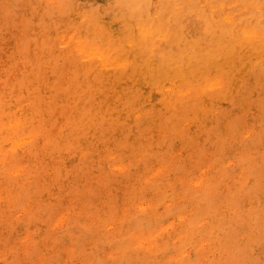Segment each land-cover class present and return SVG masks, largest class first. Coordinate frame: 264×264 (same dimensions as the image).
Returning <instances> with one entry per match:
<instances>
[{
    "label": "rangeland",
    "instance_id": "rangeland-1",
    "mask_svg": "<svg viewBox=\"0 0 264 264\" xmlns=\"http://www.w3.org/2000/svg\"><path fill=\"white\" fill-rule=\"evenodd\" d=\"M53 1H55L53 4H51ZM68 4H67V2ZM0 0V94L2 93V95H0V104L3 103L4 105L7 104V99H13L14 95V99L12 100H8L10 103L15 105L13 108V105L7 104V107H3L6 111V113L9 111L12 114H19L20 112L16 113L15 111H17L18 109L22 108L21 113H23L24 120L26 119L28 121L27 125H26V130L24 131V134L22 135L21 138L23 137H34L33 140H31L30 142L20 146L19 150H16L15 152H11L9 151L10 148L7 147L6 149V159L4 160V165H0V264H107L104 262V260L101 258V247H103V249L107 252L109 250V247H111L110 244H105L104 246H101L98 243L99 238L94 239L96 237V235L94 233V229L95 226H97V222L99 224H115L116 218L118 216V213L120 212L119 208L121 209L122 206V202H127L128 200H126L127 198H131L133 195H138V197H141L140 199V203L142 201L146 202L148 201L149 198L152 197L153 193H157L156 190L158 192H162L161 195L158 196V200L160 203H165V204H170L171 202H179L178 204V208L182 209L184 211H186L188 214L189 213V203L187 200H185L184 198H179V193L181 192L182 188V183H189L191 184V181H193L192 183H196L197 181H199L201 175H203L202 177V181L204 184L202 191L204 192L205 187H207L206 189V200H207V204L205 205V207H202L203 209H205L203 211V209L201 210V216H203L204 222L207 223V225L211 226L212 228L208 231H206L207 233V237L209 238L208 240V245L206 246V251H207V260L202 261V258L197 257L196 258V254H195V250L197 248V245H195L194 240L192 239L190 241L189 244L188 241L181 243V247L182 248H187L186 249V256L187 257V264H192V263H201V264H253L255 262V264H264V251L262 252V250H264V173L263 169H264V59L261 60L260 56L256 53L255 49L250 48L247 49L245 47L242 46H238V48H234L231 45L230 39L231 37H229L227 34L226 36L228 37L229 41L225 40L224 37H222L223 32L218 28H213L212 25H207L205 26L204 22L199 21V23H195L194 21L197 18H192V17H188V19L184 20V22L182 21L181 24L182 28H178V30L176 29L175 33H176V40L175 42L171 44H167V45H157L155 52L147 54V56L142 58V55H136V54H128L123 56L122 58H125L124 63H127V67L125 69H123L122 71H118L113 73L112 70H108L106 74L100 75V72L98 74V72L93 71L89 66L88 67H84L81 63H79L78 61H74L72 60L73 58L70 57L68 54V50L69 48L67 46H70V43H64L63 45L66 46L64 48V46H61L60 43H62L61 39L66 36V35H71L72 33H74V35L72 34L71 36L75 37L73 38V42H78L81 44L82 42V46H91V44H99L100 42H105V40H107L108 42H116L119 40L118 39V34L116 35V33L118 32V26L116 25V23L112 22L111 19H115L116 15L119 16V12L117 10V13H115V15L110 14L109 12V7H110V3H112V0ZM82 3H81V2ZM116 1V0H115ZM213 2H217V1H221V0H210ZM229 1H236L237 3L241 2V4H245V3H249L252 0H229ZM256 1L259 5H264V2H262V0H254ZM50 2V3H48ZM60 2V3H58ZM64 2V4H63ZM73 2V3H71ZM114 2V1H113ZM99 3V4H98ZM102 3V4H101ZM105 3V4H103ZM39 4L41 6H39ZM62 7H61V5ZM67 4V5H66ZM70 4V5H69ZM74 4V7L73 5ZM69 5V7H68ZM76 5V6H75ZM87 5V6H86ZM109 5V6H108ZM66 6V7H65ZM79 6V7H78ZM85 6V7H84ZM97 6V7H96ZM39 7V8H38ZM54 9H53V8ZM73 7V10L69 11L71 8ZM91 7L95 8V10L92 12V10L90 11ZM106 8V9H105ZM47 9V11H46ZM68 9V10H66ZM77 9V10H76ZM89 9V10H88ZM33 10V11H32ZM56 10V11H55ZM65 13H62V11ZM82 10V11H81ZM85 10V15L92 12V14L90 15L92 18V20L98 18V20L101 18V20H94L93 23L91 24L89 21H92L91 19L88 21L87 24H85L81 19L79 21L78 17L75 18L77 13L78 15L82 14L83 11ZM102 10V11H100ZM31 11V12H30ZM76 11V12H75ZM86 11H89L88 13H86ZM38 12V13H37ZM66 12L68 13L66 16ZM80 12V13H79ZM105 14H104V13ZM35 13V14H33ZM59 13V14H58ZM70 13H74V14H70ZM83 13V14H84ZM233 15L237 16V21H240V23L242 24H254L257 27H260V29H262L264 31V11L263 10H258V11H252L251 9H245L242 10L239 7L235 8L232 10ZM262 13V15H261ZM95 14V15H94ZM119 14V15H118ZM254 14V15H253ZM57 15V16H56ZM94 15V17H93ZM100 15H102L100 17ZM104 15V16H103ZM89 16V17H90ZM98 16V17H97ZM112 16V17H111ZM250 16V17H249ZM100 17V18H99ZM111 19H110V18ZM194 17V16H193ZM56 18V19H54ZM104 18V19H103ZM106 18V20H105ZM108 18V19H107ZM192 18V19H191ZM202 18V14L200 17V20ZM247 18V19H246ZM255 18V19H254ZM54 19V20H53ZM65 19V20H64ZM69 19V20H68ZM78 19V22H77ZM195 19V20H193ZM254 19V20H253ZM19 20V21H18ZM73 23L71 25L70 22ZM76 20V22L74 21ZM105 20V21H104ZM111 20V21H110ZM262 20V21H261ZM22 21V22H21ZM31 21V22H30ZM44 21V22H43ZM107 21V22H106ZM187 21V22H186ZM194 23H192V22ZM41 22V23H40ZM52 22H54V24H52ZM61 22V23H60ZM75 22V23H74ZM80 22V23H79ZM95 22V24H94ZM112 22V23H111ZM121 22V21H120ZM189 22V24H188ZM261 22V23H260ZM263 22V23H262ZM23 23V24H20ZM57 23V24H56ZM69 23V24H66ZM97 23V24H96ZM100 23V24H99ZM111 23V25L109 24ZM185 23V24H184ZM201 23V24H200ZM239 23V24H240ZM37 24L39 25V28L37 26ZM42 24V26H41ZM46 24V25H45ZM62 24V25H61ZM66 24V25H65ZM80 24V25H79ZM94 24V25H93ZM107 24V25H106ZM115 24V25H113ZM187 24V25H186ZM191 24V25H190ZM200 24V25H199ZM211 24V23H210ZM31 25V26H30ZM36 25V26H35ZM54 27H53V26ZM57 25L63 29H60L57 27ZM73 25H75L74 28ZM85 25V26H83ZM88 25H91L92 28ZM110 25V26H109ZM195 25V26H194ZM199 27H198V26ZM202 25V27H201ZM31 27V30L29 31ZM72 26V27H69ZM80 26V28H79ZM87 26V27H86ZM100 26V27H98ZM113 26L115 27L113 29ZM117 26V27H116ZM188 26V27H187ZM53 27V28H52ZM112 29H111V28ZM194 27V28H193ZM196 27V28H195ZM72 28V29H71ZM84 28H87V31L84 30ZM89 28V29H88ZM104 28V29H103ZM109 28V29H108ZM185 28V29H184ZM57 29V31L55 30ZM60 29V30H59ZM66 29V30H65ZM75 29V31H74ZM78 29H81L78 30ZM83 29V30H82ZM92 29V30H90ZM106 29V30H105ZM187 29V30H186ZM201 29V30H200ZM24 30V31H23ZM38 30V31H37ZM111 30H115L114 32H112ZM186 30V31H184ZM197 30V31H196ZM212 30V31H211ZM41 31V32H40ZM44 31V32H43ZM52 31V32H51ZM61 31V32H60ZM103 31L106 33L110 32V41L108 40V37H106L103 34ZM188 31V34L186 33ZM195 31V32H194ZM198 31H200L198 33ZM211 31V32H210ZM216 31V32H215ZM24 32V33H23ZM38 32V33H37ZM77 32V34H76ZM78 32L83 33V35H78ZM91 32V33H90ZM93 32H98L94 33ZM221 32V33H220ZM44 33V34H43ZM54 33V34H53ZM87 33V36L86 34ZM90 33V34H88ZM183 33V34H182ZM200 35H198V34ZM24 34V35H23ZM97 34V36H96ZM185 34V35H184ZM191 34V35H190ZM202 34V35H201ZM58 35V36H57ZM78 35V36H77ZM91 35H93L92 37H90ZM219 35V38H218ZM46 36V37H45ZM81 36V37H80ZM114 36V37H112ZM189 36V37H188ZM197 36V37H196ZM206 36V37H205ZM208 36V37H207ZM84 37V38H82ZM87 37V38H86ZM97 37V38H96ZM101 40H100V38ZM183 37V38H182ZM210 37V38H209ZM215 37V39H214ZM222 37V38H221ZM37 38V39H36ZM45 38V39H44ZM93 38V39H91ZM107 38V39H106ZM113 38V39H111ZM192 38V41H191ZM200 38V39H199ZM218 38V40H217ZM30 39V41H29ZM43 39V41H42ZM52 39V40H51ZM89 39V40H88ZM91 39V40H90ZM97 41V43L95 42V40ZM103 39V40H102ZM184 39V40H183ZM189 39V40H188ZM194 39V40H193ZM205 39V40H204ZM209 39V40H208ZM35 40V41H33ZM40 40V41H39ZM58 40V41H57ZM84 40V41H83ZM87 40V41H86ZM93 40V41H92ZM208 40V42L206 41ZM225 40V41H224ZM49 41V42H48ZM92 41V42H91ZM198 41V42H197ZM203 41H205L203 43ZM211 41V42H210ZM224 41V42H223ZM27 42H29L27 44ZM87 42V43H86ZM95 42V43H94ZM187 42V43H186ZM190 42V43H189ZM214 42V43H213ZM35 43V44H34ZM37 43V44H36ZM46 43V44H45ZM49 43V44H48ZM50 43H51V47H50ZM72 43V42H71ZM203 43V44H202ZM219 43V44H218ZM32 44V45H31ZM54 44V45H52ZM66 44V45H65ZM199 44V46H198ZM208 44V45H207ZM210 44V45H209ZM214 44V45H213ZM34 45V46H33ZM45 45H47L48 47L45 48ZM181 46V48H179V46ZM203 45V47H201ZM31 46V47H30ZM36 46V47H35ZM176 48H175V47ZM207 46V47H206ZM33 47V48H32ZM35 47V48H34ZM38 47V48H37ZM50 47V48H49ZM62 47V48H61ZM163 47V48H162ZM171 47V49H170ZM21 48V49H20ZM30 50H29V49ZM55 48V50H54ZM68 50H67V49ZM166 48V49H165ZM175 48V49H174ZM209 48V49H208ZM20 49V51H19ZM28 49V50H27ZM32 49V50H31ZM49 49V50H48ZM51 49V50H50ZM53 49V51H52ZM59 49V51H58ZM170 49V50H169ZM202 49V50H201ZM43 50H48V51H44ZM173 50V51H172ZM32 51H34L32 53ZM39 51V52H38ZM59 54H57L58 52ZM63 51V52H62ZM66 51V52H64ZM236 51V53H235ZM246 51V52H244ZM38 55H37V53ZM44 54H43V53ZM55 56H53V53ZM188 52V53H187ZM217 54H215V53ZM16 53V54H15ZM30 57H29V55ZM50 53V54H48ZM64 53V54H62ZM155 53V54H154ZM229 53V54H228ZM20 54V55H18ZM43 54V55H42ZM52 54V56H51ZM175 54V56H174ZM188 54V55H187ZM201 54L203 56H201ZM33 55V56H32ZM36 55V56H35ZM50 55V56H49ZM61 55V57H60ZM131 57H130V56ZM154 55V57H156V55L158 56L157 59H154V57H152ZM200 55V56H199ZM26 56L27 59L25 58ZM47 56V57H45ZM68 56V57H67ZM129 56V57H128ZM133 56V57H132ZM151 56V57H150ZM11 57V58H10ZM33 57V58H32ZM44 57V62L42 61V58ZM54 59H53V58ZM60 57V58H59ZM63 57H67L66 60L63 59ZM150 59H148V58ZM182 59H181V58ZM199 57V58H198ZM243 57V58H242ZM32 58V59H31ZM49 58V59H47ZM59 58V59H58ZM69 58V59H68ZM121 58V56L119 57ZM165 58V59H163ZM168 58V59H167ZM187 58V59H186ZM232 58V59H231ZM251 60H250V59ZM38 59V60H37ZM58 60L57 62L55 60ZM63 59V60H62ZM129 59V60H127ZM136 61V62H134ZM140 59V60H139ZM163 59V60H162ZM167 59V60H166ZM241 59V60H240ZM17 60V61H16ZM49 60V61H48ZM62 62H67L68 60V66L71 67L69 69V67L67 68V65L65 67V63ZM132 60V61H131ZM139 60V61H138ZM145 60V61H143ZM148 60V62H147ZM156 63H153V61ZM196 61V64L194 63ZM236 60V61H235ZM245 60V63H244ZM248 60V61H247ZM254 60V61H253ZM36 61V62H35ZM46 61V63H45ZM54 61V62H52ZM122 61V60H121ZM127 61V62H125ZM132 63H131V62ZM167 61V62H166ZM193 61V62H192ZM240 63H239V62ZM261 61V62H260ZM30 62V64H29ZM59 62V63H58ZM74 62V63H72ZM130 62V63H129ZM139 62V63H138ZM190 62V63H189ZM192 62V63H191ZM199 62V63H198ZM234 62V63H233ZM247 62V63H246ZM256 62V63H254ZM38 63V65H37ZM48 63V64H47ZM145 63V64H142ZM152 63V64H151ZM180 63V64H179ZM182 63H186L185 65ZM201 63V64H200ZM210 63V64H209ZM238 64L236 65V64ZM244 63V64H243ZM249 63V65H248ZM263 63V64H262ZM19 64V67H17L16 65ZM24 64V65H23ZM44 64V65H43ZM47 64V65H45ZM70 64V65H69ZM129 64V65H128ZM132 64V65H131ZM135 64V65H134ZM138 64V65H136ZM142 66H141V65ZM150 64V66H149ZM159 64V65H158ZM162 64L164 66H162ZM190 64V65H189ZM243 64V65H242ZM261 64V65H260ZM29 65V66H28ZM32 65V66H30ZM42 65V66H41ZM53 65V67L51 66ZM56 65V66H54ZM60 65V66H59ZM72 65V66H71ZM78 65V66H77ZM82 65V67H81ZM131 65V66H130ZM147 65V66H146ZM207 65V66H206ZM234 67V69L231 67ZM255 65V66H254ZM260 65V67H259ZM14 66L15 68H17V71L14 70ZM21 66V68H20ZM41 66V67H40ZM87 66V65H86ZM131 68H130V67ZM141 66V67H140ZM149 66V67H148ZM159 68H158V67ZM244 68H242V67ZM26 67V68H25ZM52 67V68H50ZM59 68V70L57 71V69ZM62 67V68H61ZM81 67V68H80ZM143 67V68H142ZM149 69H147V68ZM153 69H151V68ZM156 67V68H153ZM175 67V68H174ZM181 67V68H180ZM188 67V68H186ZM224 67V68H222ZM237 67V68H236ZM247 67V68H246ZM12 68V69H11ZM19 68V69H18ZM32 68V71H31ZM48 70H47V69ZM66 68V69H64ZM74 68V69H73ZM84 68V70L82 69ZM90 72H86L88 71ZM166 68V70H165ZM184 68V69H183ZM199 68V69H198ZM203 68V69H202ZM232 68V69H231ZM236 68V69H235ZM239 68V69H238ZM246 68V69H245ZM25 69L26 72H25ZM30 69V70H29ZM56 73H53V70ZM132 69V70H131ZM139 69V70H138ZM145 69V70H144ZM155 69V70H154ZM158 69V71H157ZM160 69V70H159ZM190 69V71H189ZM202 69V70H200ZM241 69V70H240ZM243 69V70H242ZM43 70V72H42ZM46 73H45V71ZM50 70H52L50 72ZM65 70V71H64ZM66 70H69L66 71ZM86 70V71H85ZM128 70V71H125ZM152 70V71H151ZM162 70V71H161ZM172 70V71H171ZM207 70V71H206ZM225 70V72L223 71ZM235 70V71H233ZM249 70V71H248ZM256 70V71H254ZM7 71V72H6ZM16 71V73L13 72ZM32 74H31V72ZM84 71V72H83ZM110 71V72H109ZM139 71V72H138ZM145 71V72H144ZM148 71V72H146ZM167 71V73H166ZM169 71V72H168ZM171 71V72H170ZM203 71V72H202ZM232 71V72H230ZM247 71V72H246ZM9 72V73H8ZM58 72V74H57ZM63 72V73H62ZM71 72V73H70ZM76 72V73H75ZM92 72V73H91ZM113 74V75H110ZM125 72V76L123 75V73ZM131 74H130V73ZM143 72V73H142ZM162 72V73H161ZM186 74H184V73ZM187 72V73H186ZM195 72V73H194ZM198 72V73H197ZM202 72V73H201ZM208 73L210 74V76L213 78V76H217L219 78V86L218 88L212 92L209 93L208 95L202 96L200 99L203 100H197V102H194L193 100L187 101L182 107V111L181 108H179V104H176V111H170L164 108H161L159 106V102L156 101L157 100V96H156V91L154 92L153 90H155L157 87H161L163 85H165L166 87H171L169 85V81L172 80L175 85H181L185 82H187V84L190 87H196L195 83H199L200 81L196 82L193 81V76L196 75H200V74H204V73ZM217 72V73H216ZM230 72V74H229ZM246 72V73H245ZM250 72V73H248ZM2 73V75H1ZM4 73H6L4 75ZM30 73V74H29ZM67 73V74H66ZM69 73V74H68ZM79 74L78 76L76 74ZM83 75H82V74ZM89 73V74H88ZM93 73L98 75V77L96 75L93 76ZM147 73V74H146ZM152 73V74H151ZM160 73V74H159ZM224 73V75H223ZM257 73V75H256ZM11 74V75H10ZM44 74V75H43ZM48 74V77H47ZM60 74V75H59ZM65 75L63 77V75ZM88 74V75H87ZM92 74V75H91ZM108 74V76H107ZM140 74V75H139ZM142 74V75H141ZM154 74V75H153ZM219 74V76H218ZM230 77H229V75ZM233 74V75H232ZM245 74V75H244ZM8 75V76H7ZM29 76L31 77V79H35L34 81L30 80L29 77L25 78L28 79L29 78V82H25L24 77L25 76ZM43 75V76H42ZM59 75V76H57ZM74 75V76H73ZM131 75V76H130ZM132 75L133 78H132ZM153 75V76H152ZM167 75V76H166ZM179 75V76H178ZM185 75V76H184ZM192 75V76H191ZM213 75V76H212ZM236 75V76H235ZM247 75V77H246ZM249 75V76H248ZM7 76V77H5ZM24 76V77H23ZM37 76V77H36ZM53 76V77H52ZM57 76V77H56ZM80 76V77H79ZM91 76V77H90ZM108 77L109 81L107 78L103 79V77ZM123 76V77H122ZM142 76V77H140ZM149 76V77H146ZM158 78H157V77ZM159 76H164V77H159ZM172 76V78H171ZM176 76V79L174 78ZM191 76V77H190ZM223 76V79H221ZM236 78H235V77ZM245 76V77H243ZM257 76V77H255ZM8 77H11L8 78ZM23 77V78H22ZM47 77V78H45ZM52 77V78H51ZM73 78L72 79H69ZM84 77V78H83ZM87 77V78H86ZM93 77V78H92ZM95 77V78H94ZM97 77V78H96ZM115 77V78H113ZM123 78V79H119V78ZM125 77V78H124ZM137 77V80H136ZM139 77V78H138ZM168 77V78H167ZM188 77V78H187ZM221 77V78H220ZM42 78V79H41ZM64 78V79H63ZM86 78V79H85ZM100 78V79H98ZM131 78V79H130ZM142 80H141V79ZM149 78V79H148ZM154 78V79H153ZM163 79L164 81H162L161 79ZM167 78V79H166ZM171 78V79H170ZM190 78V79H189ZM225 78L227 79L225 81ZM234 80H233V79ZM248 78V79H247ZM4 79V80H2ZM24 79V80H23ZM41 79V80H39ZM59 79V80H58ZM62 79V80H61ZM69 79V80H68ZM82 79V80H81ZM90 79V80H89ZM98 79V80H97ZM103 79V80H101ZM116 79H118L119 81H117ZM133 79V80H132ZM153 79V81H151ZM166 79V82H165ZM185 79V80H183ZM200 79V78H199ZM251 79V81H250ZM254 79V80H253ZM262 79V80H261ZM57 80L56 83H54L53 81ZM85 80V82H84ZM89 80V81H87ZM97 80V82H95ZM98 83V81H100ZM113 80V81H112ZM130 80V81H129ZM145 82H144V81ZM159 80H161V82L159 83ZM182 80V81H181ZM223 80V81H222ZM242 80H246L247 83H245L246 81H242ZM5 81V82H4ZM8 81H10L8 83ZM15 83H14V82ZM17 81V82H16ZM19 81V82H18ZM24 81V82H23ZM36 81V82H35ZM40 81V82H39ZM48 83H47V82ZM52 81V82H51ZM103 81V82H102ZM116 81V82H115ZM133 81H135L133 83ZM139 81L140 84L139 85ZM148 83H147V82ZM154 81H157L155 83H153ZM192 81V82H191ZM225 81V82H224ZM237 81V82H236ZM250 81V83H249ZM253 81V82H252ZM22 83V85H18L19 83ZM42 82L44 83L46 92H45V88L44 85L42 84ZM46 82V83H45ZM51 82V84H50ZM65 82L68 83H72L73 86L70 84H66ZM83 82L85 84H83ZM89 82V83H88ZM119 82V83H118ZM128 82V83H127ZM164 82V83H163ZM239 82V83H238ZM258 82V85H257ZM263 84H262V83ZM6 83V84H5ZM41 83V84H40ZM87 83V84H86ZM95 83V84H93ZM104 83V84H103ZM107 83V84H105ZM109 83V84H108ZM128 84V85H124V84ZM133 83V84H132ZM145 83V84H144ZM168 83V84H166ZM180 83V84H179ZM244 83V84H243ZM29 84V85H26ZM48 84V85H47ZM50 84V85H49ZM65 84V85H64ZM88 84H91L88 85ZM101 84V86H100ZM131 84V86H130ZM136 84L139 85V88L136 87ZM149 84V85H148ZM202 85H204L203 83H201ZM223 84V85H222ZM10 85V86H9ZM16 85V87H15ZM42 87H40V86ZM55 87H54V86ZM71 85V86H69ZM75 85V86H74ZM80 85V87H79ZM82 85V87H81ZM93 85V86H92ZM105 85V86H104ZM108 85V86H107ZM110 85V87H109ZM119 85V87H118ZM122 85V87H121ZM145 85V86H144ZM147 85V86H146ZM151 85V86H150ZM155 85H158L157 87ZM234 85V86H233ZM241 85V86H240ZM244 85V86H242ZM247 87H246V86ZM252 85V86H251ZM262 85V87H261ZM7 86V87H6ZM12 86V88H11ZM23 86V87H22ZM30 86H31V90H30ZM49 88H48V87ZM77 86V88H76ZM89 86V87H88ZM99 86V88H98ZM103 86V87H102ZM130 86V87H129ZM153 86V87H152ZM155 86V87H154ZM222 86V87H221ZM10 87V88H9ZM29 87V88H28ZM34 87V88H33ZM38 87H40L38 90ZM71 89H69V88ZM73 87V88H72ZM116 88L114 90H112L113 88ZM126 87V89H125ZM146 87V88H145ZM149 91H148V89ZM229 87V89H228ZM237 87V88H236ZM242 87V88H241ZM244 87V88H243ZM251 87V88H250ZM5 88V89H4ZM18 88V91H17ZM28 88V89H27ZM57 88V89H56ZM64 90H61L63 89ZM81 88V89H80ZM90 88V89H89ZM96 91H95V89ZM106 91H105V89ZM108 88L110 90H108ZM122 88V90L120 89ZM131 88V89H129ZM144 88V89H143ZM227 88V89H226ZM247 88V90H246ZM250 88V89H249ZM257 88V89H255ZM8 89V90H7ZM11 89V90H10ZM25 89V90H24ZM27 89V90H26ZM60 89V90H59ZM69 89V90H68ZM94 89V90H93ZM104 89V90H103ZM119 89V90H118ZM128 89L131 91H128ZM146 91H143L145 90ZM153 89V90H152ZM261 89V91H260ZM5 90V92H4ZM67 90V91H66ZM80 90V91H79ZM83 90V91H82ZM91 90V91H90ZM103 90V91H102ZM118 90V91H117ZM232 90V91H231ZM234 90V92H233ZM241 90V91H240ZM257 90V91H256ZM17 91V93H16ZM26 91V92H25ZM40 93H39V92ZM69 91V93H68ZM70 91H72L73 93H71ZM76 91V92H75ZM82 94L78 95L79 92ZM87 93H86V92ZM90 91V93H89ZM115 91V92H113ZM128 91V92H126ZM139 92L140 94H143V96H139L136 95L135 92ZM153 91V92H152ZM240 93H238V92ZM259 91V93H258ZM4 92V94H3ZM30 92V93H29ZM34 92V93H32ZM48 92V93H47ZM66 92V93H65ZM84 92V93H83ZM93 92V93H92ZM97 92V93H96ZM101 92V93H100ZM114 94H113V93ZM117 92V93H116ZM119 92V94H118ZM122 92V93H120ZM136 92V93H137ZM141 92V93H140ZM146 92V93H145ZM151 92V95L148 96ZM225 92V93H224ZM232 92V93H231ZM6 93V94H5ZM9 93V94H7ZM16 93V94H15ZM27 93V94H26ZM37 93V94H35ZM42 93V94H41ZM46 93V95H45ZM58 93V94H57ZM76 93V94H75ZM100 95H99V94ZM108 93V94H106ZM128 97L127 98L126 95ZM154 93V94H152ZM224 93V94H223ZM231 93V94H230ZM243 93V94H242ZM248 93V94H247ZM258 93V94H257ZM20 94V95H19ZM25 94V95H24ZM32 96H31V95ZM35 94V95H34ZM54 94V95H53ZM63 96H62V95ZM70 94H73L70 95ZM87 94V96H86ZM98 94V95H95ZM113 94V95H112ZM117 94V95H116ZM121 94V95H120ZM138 94V93H137ZM211 94L213 95L211 97ZM257 94V95H256ZM4 95V96H3ZM7 95V96H5ZM18 95V97H16ZM23 95V96H22ZM30 95V97L27 98V96ZM52 95V96H51ZM61 95V96H60ZM68 97L69 95V99L65 98L66 96ZM104 95V96H103ZM108 95V96H107ZM120 95V96H119ZM133 95V97H132ZM135 95V97H134ZM218 95V96H217ZM230 95V96H229ZM233 95V97H232ZM241 95V96H240ZM244 95V96H243ZM253 97H252V96ZM262 95V96H261ZM3 96V97H2ZM9 98H4V97H8ZM20 96V97H19ZM45 96V97H44ZM48 96V97H47ZM60 96V97H59ZM82 96H86V98H82ZM91 96V97H89ZM97 96H99L97 98ZM108 98H107V97ZM111 96V98H110ZM115 96V97H114ZM124 96V98H123ZM138 96V98H137ZM147 96V98H146ZM152 96V98H151ZM208 96V98H207ZM215 96V97H214ZM236 96V97H234ZM251 96V97H250ZM258 96V97H257ZM21 97L24 99L25 97V102L23 101V99L21 100ZM36 97V98H34ZM42 97V98H41ZM64 97V98H63ZM71 97V98H70ZM78 97V98H77ZM123 99H121V98ZM132 97V98H131ZM150 97V98H148ZM205 97V100H204ZM226 97V98H223ZM238 97V98H237ZM254 97L256 99H254ZM263 97V98H261ZM3 98V99H2ZM18 98L19 100H16ZM27 98V99H26ZM43 98L44 101H43ZM48 98V99H47ZM75 98V100H74ZM80 98V99H79ZM82 98V100H81ZM89 98V100H88ZM93 98V99H92ZM109 100L107 101L106 99ZM119 98V99H118ZM146 100H145V99ZM156 98V99H155ZM207 98V99H206ZM212 98V99H210ZM232 99V101L230 102L229 99ZM240 98V99H239ZM246 98V99H245ZM249 98V99H247ZM259 98V99H257ZM6 99V100H5ZM36 100V101H29V100ZM42 99V100H41ZM62 99V100H61ZM65 99V100H64ZM105 101V103L103 102V100ZM112 99V100H111ZM116 99V101H114ZM121 99V100H120ZM139 99H141L139 101ZM151 99H153L151 101ZM155 99V101H154ZM209 99V100H208ZM221 99V100H220ZM236 99V100H235ZM244 101H241V100ZM260 99H262L260 101ZM3 100V101H2ZM54 100V102H53ZM59 100V101H58ZM77 100H79V104H81V106H79V104L76 102ZM81 100V101H80ZM100 100V101H98ZM119 100V101H118ZM217 100V101H216ZM223 100V101H222ZM239 100V101H237ZM257 100V101H254ZM15 101V102H14ZM70 101V102H69ZM91 101V102H90ZM113 101V102H112ZM151 101V103H150ZM154 101V102H153ZM206 101V102H205ZM220 101V102H219ZM222 101V104H221ZM228 101L230 103L234 102V105H230L228 103ZM235 101H237L235 103ZM246 101V102H245ZM254 101V102H253ZM263 102V104H260V102ZM14 102V103H13ZM19 102V103H17ZM28 102V103H26ZM42 102V103H41ZM63 102V103H62ZM67 102V103H66ZM87 102L90 104L88 105ZM100 102V104H98ZM108 102V106L107 103ZM111 102V104H110ZM116 102V103H115ZM122 102V103H120ZM141 102V103H140ZM145 102H147L148 104H146ZM157 102V103H156ZM206 106L202 105V103ZM207 102H209L207 106ZM217 102V104H215ZM239 102H241L239 105ZM41 103V104H39ZM48 103V104H45ZM51 105H50V104ZM70 103V104H69ZM74 103V104H73ZM77 103V104H76ZM95 103V105H94ZM98 107H97V104ZM115 103V104H114ZM120 103V104H119ZM132 105H131V104ZM137 103V104H136ZM150 103V104H149ZM225 103V105H224ZM245 106H244V104ZM255 103V104H254ZM25 104V105H23ZM27 104V105H26ZM37 104V105H36ZM86 106V107H84ZM135 104V105H134ZM139 104V105H138ZM145 104V105H144ZM152 104V105H151ZM154 104V105H153ZM219 104V105H218ZM229 104V105H228ZM17 105V107H16ZM22 105V106H21ZM35 105V106H33ZM45 105V107H44ZM57 105V106H56ZM63 105V106H62ZM70 105V106H68ZM101 105V106H100ZM105 105L107 107H105ZM114 105V106H113ZM121 107V111L120 106ZM212 105V106H211ZM239 105V107H238ZM254 105H256L254 107ZM29 106V107H28ZM31 106V107H30ZM50 106V107H49ZM56 106V107H55ZM66 106V107H65ZM104 106V107H103ZM116 106V107H115ZM119 108H118V107ZM128 106V107H126ZM137 106V108H136ZM147 106L149 108H147ZM200 106V108H199ZM246 108H244V107ZM259 106V107H258ZM16 107V108H15ZM24 107V108H23ZM34 107V109H30ZM71 107V108H70ZM90 107V108H89ZM92 107V109H91ZM101 107V108H99ZM103 107V108H102ZM114 107V108H112ZM125 107V109L123 108ZM140 107V108H139ZM143 107V108H142ZM204 107V108H203ZM220 108V110L218 108ZM233 107V108H231ZM243 107V108H242ZM254 110H253V108ZM27 108V109H26ZM67 108V109H66ZM70 108V109H69ZM76 108V109H75ZM84 108V109H83ZM109 108V109H108ZM118 108V109H117ZM136 108V109H135ZM152 108V109H151ZM158 108V109H157ZM210 108H212V111H210ZM216 110H215V109ZM222 108V109H221ZM229 108V109H228ZM241 108V109H240ZM29 109V110H28ZM42 109V110H41ZM79 109V110H78ZM81 109V110H80ZM103 109V110H101ZM105 109V111H104ZM107 109V111H106ZM141 111H140V110ZM157 109V111L155 110ZM185 109V110H184ZM207 109V110H205ZM244 109V110H242ZM249 109V110H248ZM252 109V110H251ZM259 109V111L257 110ZM8 110V111H7ZM90 110V111H89ZM101 110V113L98 112ZM111 110V112H110ZM116 110V112H115ZM132 110V111H131ZM137 110L139 111L137 113ZM160 110V112H159ZM162 110V111H161ZM165 110V113L163 112ZM180 110V111H179ZM200 110V111H199ZM218 110V111H217ZM230 110V111H229ZM14 111V112H12ZM29 113H27V112ZM44 111L46 113H44ZM66 111V112H63ZM67 111H70V115ZM74 111V112H73ZM76 111V112H75ZM113 111V112H112ZM119 111V112H118ZM127 111V112H126ZM135 111V112H134ZM153 111V112H151ZM155 111V112H154ZM185 111V112H184ZM190 111V112H189ZM209 111V112H208ZM224 113H223V112ZM226 111V114H225ZM234 111L239 112L234 114ZM263 111V112H262ZM57 112V114H56ZM72 112V113H71ZM78 112V113H77ZM98 112V113H96ZM105 112V114H104ZM120 112L122 113V115H120ZM132 112V113H131ZM168 112V113H167ZM174 112H177V115H175ZM188 112V113H187ZM199 112V113H197ZM214 112V113H213ZM248 112V113H247ZM251 112V113H250ZM8 113V114H10ZM36 113V114H35ZM44 113V114H42ZM53 113V115H52ZM63 113V114H62ZM74 113V114H73ZM80 113V114H79ZM89 113V114H86ZM94 117H93V115ZM110 113V115H109ZM112 113H116L115 115ZM140 113V114H139ZM153 113V114H152ZM185 113V114H184ZM213 113V114H212ZM247 113V114H246ZM255 113V114H254ZM263 113V114H262ZM47 116H46V115ZM56 114V115H54ZM77 114V116H76ZM98 114V115H96ZM108 114V116H107ZM133 114V115H132ZM147 114V115H146ZM159 114V115H157ZM165 114V115H164ZM168 114V115H167ZM224 114L226 116H224ZM33 115V116H32ZM92 115V116H91ZM96 115V116H95ZM105 115V116H104ZM113 115V116H112ZM128 115V116H127ZM134 115H137L134 116ZM141 115V116H140ZM163 115V116H161ZM169 115H171L172 117H170ZM184 115V116H183ZM194 115V117H193ZM210 115V116H208ZM222 117H221V116ZM231 115V118H230ZM244 115V116H243ZM260 115V116H259ZM29 117H33L35 118V120L33 118H28ZM49 116V117H48ZM53 116V117H52ZM66 116V117H65ZM104 116V117H103ZM109 118H107V117ZM120 116V117H118ZM122 116V118H121ZM127 116V117H126ZM130 116V117H129ZM132 116V117H131ZM148 116V117H147ZM151 116V117H150ZM153 116V117H152ZM157 116L158 119H157ZM169 116V117H167ZM179 116V117H178ZM196 116V117H195ZM218 116V117H217ZM224 116V117H223ZM247 116V118H245ZM37 117V118H36ZM57 117V118H56ZM59 117H62L59 118ZM71 117V119H70ZM77 117V118H76ZM92 117V118H91ZM98 117V118H96ZM111 117V119H110ZM113 117V118H112ZM115 117V118H114ZM147 119H146V118ZM151 119H150V118ZM192 117V118H191ZM258 117V118H257ZM262 117V118H261ZM44 118V119H43ZM85 118V119H83ZM96 120H94V119ZM103 118L105 119V121L103 120ZM124 118V120H123ZM130 118V119H129ZM133 118V119H132ZM140 118V119H139ZM172 118V119H171ZM181 118V119H180ZM197 118V119H196ZM199 118V119H198ZM202 118V119H201ZM212 118V119H211ZM214 118V119H213ZM225 118V119H224ZM32 119V120H31ZM38 119V120H36ZM45 119H49V120H45ZM70 119V120H68ZM92 119V120H91ZM112 120V122L110 120ZM132 119V121H131ZM136 119H137V123H136ZM156 122H155V120ZM161 119L162 121L159 122ZM171 119V120H170ZM206 119V120H205ZM211 119V120H209ZM231 119V120H230ZM246 119V120H245ZM254 119V120H253ZM58 120V121H57ZM115 120V121H114ZM121 123H120V121ZM149 120H152L149 121ZM154 120V121H153ZM189 120V122H187ZM202 120V123H201ZM215 120V121H212ZM218 120V121H217ZM220 120V121H219ZM223 120V122H221ZM226 120V121H225ZM233 120V121H232ZM235 120V121H234ZM244 120V121H243ZM251 120V121H250ZM30 121V122H29ZM36 121V122H35ZM53 121V122H52ZM57 121V123H56ZM72 121L73 123H68ZM77 121V122H75ZM102 121V122H101ZM118 121V122H117ZM125 121V122H124ZM129 121V122H128ZM164 121H166V123H164ZM181 121V123H180ZM196 121V123L194 122ZM204 121V122H203ZM209 121V122H207ZM254 121V122H253ZM262 121V122H261ZM38 122V123H37ZM52 122V123H51ZM63 122V123H62ZM79 122V124H78ZM89 122V123H87ZM128 122V123H127ZM144 122H148L145 125ZM172 122V123H171ZM187 122V123H185ZM207 122V123H206ZM220 122V124H219ZM234 122V123H233ZM236 122V123H235ZM247 122V123H246ZM31 123H35L34 125H32ZM47 123V124H45ZM65 123V124H64ZM98 123V124H97ZM104 125H103V124ZM202 125H201V124ZM206 123V124H205ZM243 123V124H242ZM29 124V125H28ZM31 124V125H30ZM60 124V125H59ZM73 124V125H71ZM85 124V125H84ZM141 124V125H139ZM163 124V125H162ZM182 128H180L181 126ZM200 124V125H199ZM228 124V126H227ZM236 124V125H235ZM246 124V125H245ZM36 125V126H35ZM41 125H43L41 127ZM47 125V126H46ZM65 125V126H64ZM71 125V126H70ZM90 125V126H89ZM103 125V126H102ZM114 125V126H111ZM128 125V126H127ZM134 125V126H132ZM139 125V126H138ZM147 125V126H146ZM151 125V126H148ZM156 126V128H154ZM162 125V126H161ZM171 125L172 128H171ZM175 125V126H174ZM198 125V126H197ZM223 125H225L223 128ZM238 125V126H237ZM249 125V126H248ZM253 125V126H252ZM262 125V126H261ZM31 126V127H30ZM54 126V128H53ZM58 126V127H57ZM70 126V127H69ZM85 126V127H83ZM94 126V128L92 127ZM105 126V127H104ZM118 126V127H117ZM122 126V127H120ZM124 126V127H123ZM169 126V127H167ZM196 126V127H194ZM201 126V127H200ZM248 126V127H246ZM34 129H33V128ZM79 127V128H78ZM100 127V128H99ZM108 127V129L106 128ZM117 127V130H115ZM129 127V128H127ZM143 127V128H142ZM152 127L155 129H152ZM162 129L160 131V129ZM166 127V128H165ZM179 127V128H178ZM187 127V128H185ZM36 128V129H35ZM97 128V129H96ZM164 128V129H163ZM168 128V129H167ZM240 128V129H239ZM257 128V129H256ZM64 129V133L63 130ZM67 129V131H66ZM82 129V130H81ZM104 129V130H103ZM113 129V130H112ZM123 129V130H121ZM133 129V130H132ZM145 130V131H141V130ZM153 131H152V130ZM193 129V130H191ZM212 129V130H211ZM261 129V130H260ZM37 130V131H36ZM52 132V130H54L52 132V136L49 134V132ZM75 130V133H74ZM80 130V131H78ZM90 130V132H89ZM92 130V131H91ZM111 130V131H110ZM115 130V131H114ZM126 130V131H125ZM138 130V131H137ZM164 130H167L166 132H168L166 134V132ZM172 130V131H171ZM188 130V131H187ZM191 130V131H190ZM229 130V131H228ZM259 130V131H258ZM27 131H31L30 135L28 136ZM62 131V132H61ZM98 133H97V132ZM109 131V132H108ZM124 131V132H123ZM147 131V132H146ZM149 131V132H148ZM151 131L154 133H151ZM194 131V132H193ZM226 131V132H225ZM253 131V132H251ZM33 132V133H32ZM37 134H36V133ZM56 132V133H55ZM80 132V133H77ZM111 132V133H110ZM118 132V133H117ZM126 132V133H125ZM137 132V133H136ZM156 132V133H155ZM231 132V133H230ZM63 133V135H62ZM71 133V134H70ZM84 133V134H83ZM95 133V134H92ZM98 135H97V134ZM106 133V134H104ZM114 133V134H113ZM117 133V134H116ZM125 133V134H124ZM131 133V134H130ZM144 133V134H143ZM147 135H146V134ZM158 133V134H157ZM192 133V134H190ZM198 133V134H197ZM226 133V134H225ZM253 133V134H252ZM55 134V136H54ZM69 134V135H68ZM74 134V135H73ZM112 134V135H111ZM157 134V135H156ZM169 134V135H168ZM197 134V135H196ZM210 134V135H209ZM214 134V135H213ZM231 134H234V136L232 137ZM239 136V138L236 136ZM240 134V135H239ZM246 134V136H245ZM249 134V135H248ZM262 134V135H261ZM36 135V136H35ZM39 137H38V136ZM45 135H49L46 136ZM65 135L67 137H65ZM71 135V136H70ZM79 139H78V136ZM86 135V136H85ZM94 135V137H93ZM97 135V137H96ZM106 135V137H105ZM126 135V136H124ZM130 135V136H129ZM183 135V136H182ZM59 136L61 138H59ZM100 136V137H99ZM104 136V137H103ZM156 136V137H155ZM210 136V137H209ZM215 136V138H213ZM220 138H219V137ZM36 137V138H35ZM43 137V138H42ZM47 137H50L49 139ZM55 137V138H54ZM73 137V139H72ZM120 137V139H119ZM124 137V138H123ZM147 137V138H146ZM152 137V138H151ZM198 137V138H197ZM212 137V138H211ZM241 137V138H240ZM261 137V138H260ZM40 138V140H38ZM57 138V139H56ZM64 138H66L67 140L64 141ZM81 138V139H80ZM88 138V139H87ZM94 138V139H93ZM117 138V139H116ZM129 138V139H128ZM156 138V139H155ZM159 138V139H158ZM169 138V139H168ZM178 138V139H177ZM216 138H217V143H219L218 147L216 146ZM229 138V139H228ZM235 138V139H234ZM238 138V139H237ZM256 138V139H255ZM43 139V140H42ZM60 139V141L58 140ZM75 139V140H74ZM86 141L84 142L83 141ZM86 139V140H85ZM89 139L91 140V142L89 141ZM115 139V140H114ZM124 139V140H122ZM133 139V140H132ZM134 139H137L139 141H134ZM143 139V140H141ZM147 139V143L145 142ZM215 139V140H214ZM243 139V140H242ZM247 139V140H245ZM254 141H253V140ZM51 140V141H50ZM58 140V141H57ZM98 142H97V141ZM108 140V141H106ZM111 140V141H110ZM145 140V141H144ZM167 140V141H166ZM194 140V141H193ZM204 140V141H203ZM211 140V141H210ZM213 140V141H212ZM220 140V141H219ZM228 140V141H227ZM236 140V141H235ZM238 140V141H237ZM41 143H40V142ZM45 141V142H44ZM50 141V142H49ZM62 141V142H61ZM81 144H80V142ZM93 141V142H92ZM114 141V142H113ZM129 141V142H128ZM141 141V143H140ZM142 141H144L145 143H143ZM158 141V142H157ZM177 141V142H176ZM227 144H226V142ZM231 141V143H230ZM242 141V142H241ZM44 142V143H43ZM59 144H58V143ZM62 144H61V143ZM73 142H76L73 143ZM78 142V143H77ZM90 142V143H88ZM109 142V143H108ZM124 142V143H123ZM127 142V143H126ZM161 142V143H159ZM166 142V144H165ZM168 142V143H167ZM213 142V143H211ZM215 142V143H214ZM238 142V143H237ZM263 142V143H262ZM37 143V144H36ZM43 143V144H42ZM48 143V144H46ZM50 143V144H49ZM57 143V145H56ZM103 143V144H102ZM105 143V144H104ZM144 145H143V144ZM155 145V146H153ZM178 143V145H177ZM201 143V145H200ZM234 143V144H233ZM236 143V144H235ZM243 143V145H242ZM29 144V145H27ZM36 146H35V145ZM74 146H73V145ZM78 144V145H77ZM80 144V145H79ZM89 144V145H88ZM100 144V145H98ZM115 146L113 147L112 146ZM128 144V145H127ZM165 144V145H164ZM176 144V145H173ZM183 146H182V145ZM197 144V145H195ZM207 144V145H206ZM248 144V145H247ZM42 145V146H41ZM50 147H48V146ZM56 147H55V146ZM61 145V146H60ZM64 145V146H63ZM122 145V146H121ZM124 145V146H123ZM163 145V146H161ZM206 145V146H205ZM238 145V147H237ZM25 146V147H23ZM47 146V147H45ZM54 146V147H53ZM139 146V147H138ZM177 146V147H176ZM187 146V147H185ZM201 146V147H200ZM228 148V150H226V148ZM234 146V147H233ZM244 146V147H242ZM261 146V147H258ZM263 146V148H262ZM27 147V149H26ZM44 147V149H43ZM74 147V148H73ZM84 147V149H83ZM108 147V148H107ZM111 147V148H110ZM153 147V148H152ZM155 147V149H154ZM163 147V148H162ZM165 147V148H164ZM211 147V148H210ZM214 147V148H213ZM215 147H217L215 149ZM247 147V149L245 148ZM255 147V148H254ZM38 148V149H36ZM51 148V149H50ZM93 148V149H92ZM163 151H160L159 149ZM184 148V149H183ZM205 150H204V149ZM210 148V149H209ZM236 148V150H235ZM9 149V150H8ZM32 149V151H30ZM74 149V150H73ZM91 149V150H90ZM119 149H122L119 151ZM150 149V150H149ZM169 149V150H168ZM172 149V150H171ZM234 149V151L232 150ZM240 149V150H239ZM259 149V150H258ZM24 150V151H23ZM26 150V153H25ZM29 150V152H28ZM63 150V152H62ZM73 150V151H72ZM113 150V151H111ZM117 150V151H114ZM136 150V151H135ZM154 150V151H153ZM158 150L160 152H158ZM194 150V151H193ZM222 150V151H221ZM255 150V152H254ZM21 153H19V152ZM104 151V153H103ZM108 151V152H107ZM141 153H139V152ZM193 151V152H192ZM217 151V152H216ZM226 151L228 153H226ZM232 151V152H231ZM40 152V154L38 153ZM54 152V153H53ZM62 152V155L61 153ZM99 152V154H98ZM106 152V153H105ZM123 152V153H122ZM127 152V153H126ZM165 152V153H164ZM175 152L176 153V157H175ZM182 152V153H181ZM216 152V153H215ZM221 152V153H220ZM248 152V153H247ZM251 152V153H250ZM22 153H24L22 155ZM29 153V154H28ZM44 153V154H43ZM68 153L66 156L65 154ZM126 153V154H125ZM144 153V154H142ZM158 153V154H157ZM162 153V154H161ZM181 153V154H180ZM232 153V154H231ZM237 153V154H235ZM27 154V155H26ZM37 154V155H36ZM43 154V156H42ZM52 154L56 155V156H52ZM72 154L73 157L70 155ZM78 154V155H77ZM81 154V155H80ZM107 154V155H106ZM135 154V155H134ZM157 154V155H156ZM160 154V155H159ZM191 154V155H190ZM198 154V155H197ZM225 154V155H224ZM25 155V156H24ZM32 155V156H31ZM44 155L46 158H44ZM70 155V156H68ZM93 155V157H92ZM95 155V156H94ZM139 155V156H138ZM159 155V156H158ZM181 155V156H180ZM199 156L198 157H196ZM221 155V156H220ZM227 155V156H226ZM229 155V156H228ZM24 156V158H23ZM31 156V157H30ZM59 156H62L61 158ZM78 156V157H77ZM80 156V157H79ZM103 156V157H102ZM128 156H131L128 158ZM138 156V158H137ZM155 156H157L158 158H156ZM210 156H212L210 158ZM214 156V157H213ZM219 156V158H217ZM34 157H38L35 158ZM43 159H42V158ZM54 159H52V158ZM58 157V158H57ZM66 157V158H65ZM70 157V159L68 158ZM127 157V158H125ZM140 157V158H139ZM148 157V158H147ZM203 157V158H202ZM208 157V158H207ZM230 157V158H229ZM233 157V159H232ZM247 157V158H245ZM261 157V161H257L260 160ZM30 158V159H29ZM65 160H64V159ZM77 160H74L76 159ZM89 158V159H87ZM94 158V159H93ZM100 158V159H99ZM105 158V159H104ZM109 158V159H108ZM124 160H123V159ZM144 158V160H143ZM151 158V159H150ZM153 158V159H152ZM175 158V159H174ZM217 158V159H216ZM221 158V159H220ZM223 158V160H222ZM227 158V159H226ZM245 158V159H244ZM257 158V159H255ZM25 159L26 162H24L22 164L21 160ZM33 159V160H31ZM37 159V160H36ZM47 159V160H46ZM64 161H63V160ZM68 159V160H67ZM104 159V160H103ZM183 159V160H182ZM213 159V160H212ZM226 159V161H225ZM252 159V161L250 160ZM254 159V160H253ZM20 160V162H19ZM49 160V161H48ZM53 160V161H52ZM56 160L58 162H56ZM86 160L88 161L86 163ZM93 160V161H92ZM103 160V161H101ZM111 160V161H109ZM131 160V161H129ZM136 160V162H135ZM150 160V161H148ZM175 160V161H174ZM181 160V161H180ZM216 160V162H214ZM219 160V161H218ZM233 160V161H232ZM235 160V161H234ZM12 161V162H11ZM30 161V162H29ZM32 161V162H31ZM34 161V162H33ZM36 161L38 163H36ZM42 161V162H41ZM51 161V163H50ZM60 161V162H59ZM73 161H75L73 163ZM90 161V162H89ZM95 161V163H94ZM100 161V162H99ZM155 161V163H154ZM174 161V162H172ZM222 163H221V162ZM29 162V164H28ZM85 165H84V163ZM99 162V163H98ZM132 162V163H131ZM152 162V163H150ZM182 162V163H181ZM192 162V163H191ZM215 164H214V163ZM225 162V163H224ZM228 162V165H227ZM42 163V164H40ZM44 163V164H43ZM50 163V165L48 164ZM53 163V164H52ZM63 163V166H61ZM88 163H90L88 165ZM110 163V164H109ZM139 163V164H138ZM147 163H149L147 165ZM212 163V164H210ZM248 163H251L249 165H247ZM22 164V165H21ZM37 164V165H36ZM55 164V165H54ZM71 164V165H69ZM73 164V165H72ZM75 164V166H74ZM83 166H82V165ZM96 164V165H95ZM104 164V165H103ZM108 164L110 165V167L108 166ZM121 164V165H120ZM132 164V165H131ZM136 164V165H135ZM138 164V165H137ZM157 164V165H156ZM214 164V165H213ZM220 165L222 167L217 166ZM226 166H225V165ZM241 164V165H239ZM263 166H262V165ZM39 165V166H38ZM52 165V166H51ZM81 165V166H80ZM116 165V166H115ZM155 167H154V166ZM162 165H165L163 168L160 167ZM4 166V167H3ZM10 168L7 170L5 167H9ZM30 166V167H29ZM68 168H65V167ZM88 166V168H87ZM103 166V167H102ZM120 166V167H119ZM142 166V167H141ZM169 168H167V167ZM174 166V167H173ZM215 168H213V167ZM258 166V168H256ZM26 167V168H25ZM54 167V168H53ZM57 167V170H56ZM58 167H61L60 169L62 171H60V169H58ZM65 169H64V168ZM97 167V169H95ZM118 168L122 170L123 173L117 175L116 172H112L110 171L111 169ZM139 167V168H137ZM195 167V168H194ZM225 167V168H224ZM227 167V168H226ZM238 167V168H237ZM23 168V169H21ZM84 168V170H83ZM103 168V170H101ZM111 168V169H110ZM136 168V169H135ZM154 168V169H153ZM156 168V170H155ZM205 168V169H204ZM217 168V169H216ZM220 168V169H219ZM225 170V171H223ZM242 168V169H241ZM245 168V170L243 169ZM15 169V170H13ZM29 169V170H28ZM64 169V171H63ZM74 169V170H73ZM107 169L109 171H107ZM146 169V170H143ZM159 169V170H157ZM166 169V171L163 172V170ZM171 169V170H170ZM208 169V170H207ZM237 169V170H236ZM23 170V171H22ZM25 170V171H24ZM59 170V171H58ZM67 170V173H66ZM71 170V171H69ZM80 170V171H78ZM137 170V171H136ZM150 170V171H149ZM170 170V171H169ZM220 170V171H219ZM253 170V171H252ZM49 171L51 173H49ZM74 171V172H73ZM94 171V173L92 174L91 172ZM101 171V173H100ZM105 171V172H102ZM155 171V172H154ZM169 171V172H168ZM190 171V172H189ZM205 171V172H204ZM213 171V172H212ZM227 171V172H226ZM239 171V172H238ZM15 172V173H14ZM19 172V173H18ZM71 172L73 174H71ZM107 172V174H106ZM109 172V174H108ZM160 172V173H159ZM171 173V177L170 175H168L167 173ZM197 172V173H196ZM204 172V173H203ZM5 173H8L10 175L9 179H5ZM40 173V175H39ZM61 173V174H60ZM104 173V174H103ZM111 173V174H110ZM131 173H132V177H131ZM145 173V175H144ZM152 173L154 175V173H156V176L154 178L153 175L151 174V176H149V174ZM159 173V174H158ZM214 173V174H212ZM218 173V174H217ZM224 173V174H222ZM238 173V174H237ZM248 173V174H247ZM14 174V175H13ZM47 174V175H45ZM51 175L50 177L48 176ZM91 174V175H90ZM101 174L103 176H101ZM135 174H137L135 176ZM167 174V175H166ZM206 174H208L206 176ZM23 175V176H22ZM62 175V176H61ZM79 175V176H78ZM87 175V176H86ZM95 175V176H93ZM111 175V176H110ZM130 175V176H129ZM159 175V176H158ZM221 176V178L218 177ZM4 176V177H3ZM62 178H61V177ZM70 176H72L70 178ZM98 178H97V177ZM101 176V177H99ZM106 176H108L107 178H105ZM134 176V178H133ZM142 176L144 178H142ZM161 176V178H160ZM197 176V178H196ZM211 176H213L214 178H212ZM216 176V177H215ZM223 176V177H222ZM45 179H44V178ZM69 177V179H68ZM79 177V178H78ZM81 177H85L82 178ZM89 177V178H88ZM115 177V178H114ZM159 177V178H158ZM192 177V178H191ZM195 177V178H194ZM240 177V178H239ZM242 177V178H241ZM23 178V179H22ZM47 178V179H46ZM67 178V179H66ZM100 178V179H99ZM130 178V179H129ZM132 178V179H131ZM137 178H140L142 180L135 181ZM150 178V179H149ZM183 178V179H182ZM210 178V179H209ZM217 178V180L215 179ZM235 179L234 184L232 182H230V180ZM249 178V180H248ZM5 179V180H4ZM53 179V180H52ZM66 179V180H64ZM71 179V180H70ZM103 179V180H102ZM120 179V180H118ZM133 179H135L133 181ZM170 179V180H169ZM197 179V180H196ZM214 179V180H213ZM219 179V180H218ZM227 179V180H226ZM47 180V181H46ZM49 180V181H48ZM52 180V181H51ZM63 180V181H62ZM80 180V181H79ZM91 180V181H90ZM94 180V181H93ZM99 182L100 184H98L97 182ZM101 180V181H100ZM117 180V181H115ZM145 180V181H144ZM211 180V181H210ZM213 180V181H212ZM223 180V181H221ZM226 180V182L224 181ZM23 181V182H22ZM33 181V182H32ZM77 181V182H76ZM80 183H79V182ZM90 181V183H89ZM115 181V182H114ZM127 181L128 184H127ZM133 181V182H131ZM147 181V182H146ZM229 181V182H228ZM245 181V182H243ZM20 182V183H19ZM26 182V183H25ZM29 182H31L30 184H33V186L31 185V187H28ZM63 182V183H62ZM67 182V184L65 183ZM120 182V183H119ZM126 182V183H125ZM133 184L131 185L130 184ZM138 182V184H137ZM228 182V183H227ZM15 183V184H12ZM19 183V184H18ZM51 183V184H50ZM53 183L54 186H53ZM57 183V184H56ZM62 183V184H61ZM72 183V184H71ZM88 183V184H86ZM122 183V184H121ZM140 183V184H139ZM148 189H147V186ZM165 183V184H164ZM176 183V184H175ZM215 183V184H214ZM217 183V185H216ZM223 183H225L223 185ZM227 183V184H226ZM232 183V184H231ZM11 184V185H8ZM26 184V186H25ZM40 184V186H39ZM59 184V185H58ZM71 184V185H70ZM75 184V185H74ZM93 184H97L96 186ZM109 184V185H108ZM112 184V186H111ZM126 184V185H125ZM164 184V185H162ZM178 184V185H177ZM242 184V185H241ZM252 184V185H251ZM9 188H7L8 186ZM22 185V186H21ZM38 185V186H37ZM68 185V186H66ZM115 185V186H113ZM166 185V186H165ZM14 186V187H12ZM25 186V187H24ZM80 186V188H79ZM103 186V187H102ZM110 186V187H108ZM123 186V187H122ZM129 186V188H127ZM177 186V187H176ZM223 186V187H222ZM227 186V187H226ZM3 187V188H2ZM5 187L7 188L6 192L7 194L5 195ZM52 189H51V188ZM56 187V188H55ZM86 187V188H84ZM117 187V188H116ZM119 187L124 190L122 191L121 189H119ZM126 187V188H125ZM135 187H137L135 189ZM21 188V189H20ZM27 188V189H25ZM43 188V189H42ZM51 190H50V189ZM100 188L102 189L100 192ZM108 188V190H107ZM124 188V189H123ZM231 191V193L228 191ZM251 188V189H250ZM11 191H9V190ZM36 189V190H35ZM41 189V190H39ZM65 189V190H64ZM86 189V190H85ZM95 189V190H94ZM98 189V190H96ZM110 189V191H109ZM224 189V190H223ZM227 189V190H226ZM14 190V192H13ZM19 190H21L19 192ZM38 190V191H37ZM62 191V193L60 194V192ZM116 190V191H115ZM127 190V191H126ZM148 190V192H146ZM223 190V192H222ZM37 191V193H36ZM66 191V192H65ZM102 191H103V196L106 197V199L102 196ZM126 191V192H125ZM165 193H164V192ZM169 191V192H168ZM214 191V192H213ZM3 192V194H2ZM10 192H13V196H11L12 194ZM57 192L59 193L57 195ZM65 192V193H64ZM100 192V193H99ZM109 192V194H111L110 192H114L112 193V195L107 197V193ZM117 192V193H115ZM137 192V193H134ZM222 192V193H221ZM233 192V193H232ZM236 192V193H235ZM23 193V195H22ZM125 196H124V194ZM131 193L132 194L131 196ZM148 193V194H147ZM205 193V192H204ZM227 193V194H226ZM240 193V194H238ZM11 194V195H10ZM21 194V195H20ZM36 194V198L34 197V195ZM73 196H72V195ZM89 194V196H88ZM106 194V195H105ZM115 194V195H114ZM121 194V195H120ZM190 194H192V192H190ZM260 194V196H259ZM5 195V197H4ZM17 195V196H16ZM20 195V197H19ZM65 195V196H63ZM71 195V196H70ZM101 195V196H100ZM114 195V198L112 197ZM119 198H117L118 196ZM129 195V197H128ZM147 195V196H146ZM174 195V196H173ZM176 195V196H175ZM196 195V194H195ZM194 195V196H195ZM240 195V196H239ZM242 195V196H241ZM9 198H8V197ZM33 196V197H32ZM58 196V197H57ZM86 196V197H84ZM124 196V197H123ZM146 198H145V197ZM193 196V197H194ZM251 196V199H249ZM253 196V197H252ZM4 197V198H3ZM16 197H17V201H16ZM30 197V198H28ZM62 197H67V199L62 198ZM96 197V198H95ZM98 197V198H97ZM102 199H101V198ZM121 197V198H120ZM160 197H162V199L164 198L165 200L160 199ZM173 197V198H172ZM192 197V198H193ZM238 198V200L236 201V198ZM15 198V199H14ZM72 198V200H71ZM95 200H93V199ZM115 199V200H112ZM143 198V199H142ZM145 198V199H144ZM224 198V199H223ZM235 198V199H234ZM260 198V201H259ZM30 199V200H29ZM33 199V201H32ZM86 199V202H85ZM116 199H119L117 202ZM218 199V200H217ZM235 202H234V200ZM243 199V200H242ZM256 201H255V200ZM13 200H15L14 204H13ZM25 200V201H24ZM29 200V201H28ZM71 202H70V201ZM92 200V201H91ZM102 200V201H101ZM106 200V201H105ZM155 200V199H154ZM231 200V201H230ZM252 200H254V202L252 203V205L250 206V201L252 202ZM263 200V201H262ZM24 201V202H23ZM94 201V202H93ZM105 201V204H104ZM117 203H116V202ZM166 201V202H165ZM217 201V202H216ZM222 201V202H221ZM248 201V202H247ZM263 203H262V202ZM32 202V204H30ZM60 202V203H59ZM83 202V203H82ZM99 202L101 203L102 206H100ZM228 204H227V203ZM261 202V203H260ZM19 203V204H18ZM23 203V205H22ZM29 203V204H28ZM36 203V204H35ZM82 203V204H81ZM98 205H97V204ZM116 203V204H115ZM11 204V205H10ZM39 204V205H37ZM118 204V206H117ZM164 204V206H165ZM219 204V205H218ZM247 204H249L248 206H246ZM263 204V205H262ZM5 209H4V206ZM13 205H15V211L12 212L9 215L8 212H10V210H12ZM26 207H25V206ZM34 205V206H33ZM81 205V206H80ZM93 205V206H91ZM96 205V206H95ZM113 205V206H112ZM244 205V206H243ZM256 205V206H255ZM11 206V208H10ZM38 206V207H37ZM211 206V209H210ZM221 206V207H219ZM224 206V207H223ZM230 206V208H229ZM236 208H235V207ZM262 206V207H261ZM34 207V208H33ZM42 207V208H41ZM113 207H117V208H113ZM235 209H234V208ZM240 207H242L240 209ZM253 207V209H252ZM255 207V208H254ZM21 208H27V209H31L30 211V216L27 220V222L23 223L22 225H20V223H18L17 221L13 222L11 219L14 216V214L16 212H20ZM86 208V209H85ZM219 208V210H218ZM230 209L231 211L229 212L227 209ZM233 208V209H232ZM8 209H10L8 211ZM98 209V211L96 212V210ZM102 209V210H101ZM263 209V210H261ZM5 210V211H4ZM78 210V211H77ZM82 210H85L81 213ZM95 210V211H94ZM101 210L102 213H100L99 211ZM110 210V211H109ZM119 210V211H117ZM234 210V211H232ZM246 210V211H243ZM251 210V211H250ZM257 210V211H256ZM50 211V212H49ZM77 211V212H76ZM207 211V212H206ZM226 211V212H225ZM236 211V212H235ZM260 213H259V212ZM33 212V213H32ZM38 212V213H37ZM209 212V213H208ZM232 212V214H231ZM235 212V213H234ZM247 212V213H246ZM262 212V213H261ZM5 213V214H4ZM44 213V214H43ZM86 213V214H85ZM92 213L93 215L90 217L89 214ZM107 215H106V214ZM224 213V214H223ZM227 215H226V214ZM231 215H230V214ZM251 213V214H250ZM51 214V215H50ZM85 214V215H84ZM100 214V216H99ZM102 214V215H101ZM217 214V215H216ZM246 214H248L246 216ZM66 217V221H62V223H60V227L57 228L56 230L54 229H50L51 227V222L55 221L57 218H59L58 216L62 217V216ZM216 215V216H215ZM230 215V216H229ZM245 215V216H244ZM34 216V217H33ZM44 216V217H43ZM70 216H74L76 217V221L78 222L75 226L74 223L70 224ZM86 216V217H85ZM89 216V217H88ZM205 216H210L205 217ZM212 216V217H211ZM237 216V217H236ZM7 217V218H6ZM52 217V218H51ZM94 217V219H93ZM170 217V218H169ZM225 219L223 220L222 219ZM228 217V218H226ZM246 217V219H245ZM258 217V218H257ZM2 218V219H1ZM11 218V219H10ZM72 218V217H71ZM106 218V219H105ZM219 218V219H218ZM249 218V219H248ZM253 218V219H252ZM5 220L4 222L1 220ZM69 219V220H68ZM105 219V220H103ZM165 219V221H164ZM163 221H161L160 223V227H163L165 225V227L169 224H171V222L174 223V218L171 215H166V218H164ZM168 219V220H167ZM238 219V220H237ZM244 221L242 222L241 220ZM259 219V220H258ZM12 222H11V221ZM48 220V221H47ZM90 220V221H88ZM92 220V221H91ZM110 220V221H109ZM212 220V221H209ZM221 220V221H220ZM227 220V221H226ZM250 222H249V221ZM252 220V221H251ZM45 221H47L45 223ZM171 221V222H170ZM218 221V222H217ZM229 221V222H228ZM241 221V222H240ZM90 222V225H89ZM166 222V223H164ZM210 222V223H208ZM214 222H217L216 225L213 224ZM240 222V223H239ZM258 224H257V223ZM261 222V224H260ZM6 223V224H5ZM14 223V225H13ZM44 223V224H43ZM69 225H67V224ZM34 226H33V225ZM37 224V225H36ZM40 224V225H39ZM62 224V225H61ZM81 224V225H80ZM226 224V226H225ZM232 224V225H231ZM260 224V225H259ZM5 225V226H3ZM31 225V226H30ZM37 227H36V226ZM42 225V226H41ZM44 225V226H43ZM64 225H66L64 227ZM220 225V226H219ZM244 225V226H243ZM255 225V226H253ZM22 226L24 227H28L29 232L27 234H24V231L22 230ZM30 226V227H29ZM33 226V227H32ZM41 226V228H40ZM94 226V227H93ZM234 226V227H233ZM236 226V227H235ZM237 226H239L240 228H237ZM243 226V228H242ZM260 226V227H259ZM2 227V228H1ZM15 227H17L18 231ZM44 227V228H43ZM50 227V228H49ZM64 227V228H63ZM216 227V228H215ZM253 228V230L251 228ZM34 228V229H33ZM80 229L81 233L79 236H77V239L73 238L72 241H68L65 239V235L66 232L69 229V232L71 233L74 229ZM82 228V229H81ZM236 228V229H235ZM246 228V229H244ZM2 229V230H1ZM11 229L13 231H11ZM32 229V230H31ZM62 229V230H61ZM72 229V230H71ZM213 229L215 231H213ZM240 229V230H239ZM243 229V230H241ZM252 231H251V230ZM258 229V230H256ZM4 230V231H3ZM8 230V231H7ZM247 230V233H245ZM47 231V232H46ZM63 231V232H62ZM213 231V232H212ZM217 231V233H216ZM255 231V232H254ZM263 231V232H262ZM2 232V233H1ZM12 232V233H11ZM41 232V233H40ZM58 232V233H57ZM250 232V233H249ZM7 233L9 235H7ZM14 233V234H13ZM24 236H22L21 234ZM65 233V234H64ZM228 233V234H227ZM249 233V234H248ZM23 240L24 238H28V240L30 239V244H29V252L30 254L27 255L26 252H24V245L20 244L21 240ZM49 234V235H48ZM57 236H56V235ZM62 234V235H59ZM91 234V235H89ZM172 234V231L169 230L168 231V235L163 234L162 238L160 242L163 243V245H167L165 247H168L169 244L166 242L168 241L170 238L169 236ZM7 235V237H6ZM12 235V236H11ZM16 235V236H15ZM55 235V236H53ZM2 236V237H1ZM29 236V237H28ZM34 236V237H33ZM42 236V237H41ZM63 236V238H62ZM86 236V238H85ZM93 236V237H92ZM215 236V237H214ZM219 236V237H218ZM252 236V237H251ZM256 236V237H255ZM4 237V238H3ZM17 237V238H16ZM37 237V238H36ZM40 237V238H39ZM55 237V238H54ZM58 237V239H57ZM88 237V238H87ZM91 237V238H90ZM214 237V238H212ZM224 237V238H223ZM18 240H16V239ZM36 238V239H35ZM53 238V240H52ZM238 238L242 239L241 241H238ZM3 239V240H2ZM11 239V240H10ZM80 239V240H79ZM87 239V240H86ZM92 239V240H91ZM218 239V240H217ZM249 239V240H248ZM256 239V240H255ZM259 239V240H257ZM20 240V241H19ZM39 240V241H38ZM57 240V241H56ZM63 240V241H62ZM74 240V242H73ZM83 240V241H82ZM213 240V241H212ZM215 240V241H214ZM222 240V241H221ZM56 241V242H55ZM80 241V242H79ZM221 241V242H220ZM226 241L227 243L223 242ZM249 241V242H248ZM7 242V243H6ZM18 244H16V243ZM51 242L53 244H51ZM63 242V243H61ZM77 244H76V243ZM214 242V244H213ZM234 242V245H233ZM238 242V243H237ZM15 243V244H14ZM59 243V244H58ZM68 243V245L66 244ZM83 243V244H82ZM90 243V245H89ZM97 243V245H95ZM216 243V244H215ZM243 243V244H242ZM56 244V245H54ZM187 244V245H186ZM213 244V245H212ZM241 244V245H240ZM20 245V246H19ZM51 245V246H50ZM76 245H78V247H76ZM86 245V246H85ZM219 245V246H218ZM250 245H253V247ZM261 245V246H259ZM8 246V247H7ZM11 246V248H10ZM14 248H13V247ZM26 246V245H25ZM40 246V247H39ZM62 246V247H61ZM66 246L68 247L67 250L65 249ZM88 246V247H87ZM210 246V247H209ZM218 246V247H217ZM234 246V247H232ZM243 246V247H242ZM23 249H22V248ZM54 249H53V248ZM58 247V248H57ZM60 247V248H59ZM90 247H92V249H89ZM258 249H257V248ZM20 248V249H17ZM88 248V249H87ZM209 248V250L207 249ZM234 248V250H233ZM96 249V250H95ZM19 250V251H18ZM21 250V251H20ZM23 250V251H22ZM215 250V251H213ZM257 250V251H255ZM259 250V251H258ZM69 251V252H68ZM74 251V252H73ZM95 251V252H94ZM164 251V249H159L157 252H153L152 254H149L148 256H142V264H158L160 260H164L165 257L163 256L162 252ZM191 251V252H190ZM256 253H254V252ZM20 255H19V253ZM99 252V253H97ZM168 252V250H167ZM216 252V253H215ZM247 252V253H245ZM63 255L65 256H62ZM66 253V254H65ZM70 253V254H69ZM86 255H85V254ZM191 253V254H190ZM223 253V255H222ZM217 254V255H216ZM225 254V255H224ZM251 254V256H250ZM258 254V255H257ZM13 255V256H12ZM37 255V256H36ZM53 255V256H52ZM71 255V257H69ZM169 255V253H167V256ZM209 255V256H208ZM217 257H216V256ZM220 255V256H219ZM245 255V257H244ZM254 255V256H253ZM10 256V257H9ZM16 256V257H15ZM23 256V257H22ZM87 256V258H86ZM156 256V257H155ZM214 256V257H213ZM222 256V257H221ZM250 256V257H249ZM80 257V258H79ZM140 256L138 257H134L129 264H136V259H139ZM153 257V258H152ZM23 258V259H22ZM36 258V260H35ZM84 258V259H83ZM62 259V260H61ZM83 259V260H82ZM221 259V260H220ZM261 261H260V260ZM2 260V261H1ZM38 260V261H37ZM42 260V261H41ZM226 260V261H223ZM232 260V261H231ZM245 260V261H244ZM21 261V262H20ZM81 261V262H80ZM83 261V262H82ZM144 261V262H143ZM228 261V263H227ZM236 261V262H235ZM238 261V262H237ZM2 262V263H1ZM41 262V263H40ZM247 262V263H246ZM263 262V263H262Z\"/></svg>",
    "mask_w": 264,
    "mask_h": 264
},
{
    "label": "bare ground",
    "instance_id": "bare-ground-1",
    "mask_svg": "<svg viewBox=\"0 0 264 264\" xmlns=\"http://www.w3.org/2000/svg\"><path fill=\"white\" fill-rule=\"evenodd\" d=\"M75 1V0H74ZM73 1V2H74ZM84 1H86V0H84ZM98 1V0H97ZM100 1V0H99ZM114 1V2H113ZM55 1H53L51 4H53ZM67 2V1H66ZM73 2H71V3H73ZM81 2V1H80ZM48 3H50V2H48ZM58 3H60V2H58ZM82 3V2H81ZM63 4H64V2H63ZM62 4V5H63ZM67 4H68V2H67ZM66 4V5H67ZM99 4V3H98ZM102 4V3H101ZM103 4H105V3H103ZM61 5V4H60ZM62 5H61V7H62ZM70 5V4H69ZM69 5H68V7H69ZM73 5V7H74V4H72ZM39 6H41L40 4H39ZM76 6V5H75ZM87 6V5H86ZM109 6V5H108ZM66 7V6H65ZM73 7L69 10V11H71V10H73ZM79 7V6H78ZM85 7V6H84ZM97 7V6H96ZM240 8V9H242V10H244L245 11V9H251L252 11H258V10H263L264 11V5H259L256 1H254V0H252L251 2H249V3H245V4H241V2H239V3H237L236 1H229V0H221V1H217V2H213V1H210V0H173V2L171 3V4H165V3H162L161 2V0H150V2H149V0H112V3H110V7L108 8L109 9V12H110V14H112V15H115V13H117V10H118V12H119V16H115L116 18L115 19H111L110 17V19L112 20V22H114V23H116V25L118 26V32L116 33V35L118 34V41H117V43L115 42H108L107 40H105V42H100L98 45L97 44H91V46H82L81 44H82V42H81V44L80 43H78V42H73V38H75V37H73V36H71L72 34L74 35V33H72L71 35H66V36H64L62 39H61V41H62V43H60L61 44V46H64L63 44L64 43H70L69 45L70 46H67L68 48H69V50H68V54L67 55H69L70 57H72L73 59L72 60H76V61H78L79 63H81L85 68L86 67H90L93 71H96V72H98V74H99V72H100V75H103V74H106L107 73V71L108 70H112L113 71V73H115V72H117L118 73V71H122L123 69H125L126 67H127V61H125V62H127V63H124V61L123 60H125V58H122V55L123 56H125V55H128V54H136V55H142V58L143 57H145V56H147V54H150V53H153V52H155V49L157 48L156 46L157 45H160V44H163V45H167V44H171L172 45V43L173 42H175V40H176V33H175V31H176V29L178 30V28H182V25L183 24H181L182 23V21L184 22V20L186 19H188V17L190 16V17H192V18H197L196 20L195 19H193V20H195L194 22L195 23H199V21H201V22H204L205 23V26H207V25H212L213 26V28L215 27V28H218V29H220L221 31H224L223 32V35H222V37H224V39L227 41H229V39H228V37L226 36V34L229 36V37H231V39H230V42H231V45L234 47V48H238V46H242V47H245V48H247V49H250V48H253V49H255V51H256V53L260 56V59L261 60H263L264 59V31L262 30V29H260V27H257L256 25H254V24H249V23H246V24H242V23H240V21H237V16L235 15H233V13H232V10L233 9H235V8ZM39 8V7H38ZM53 8V7H52ZM54 9V8H53ZM89 9H90V7H89ZM88 9V10H89ZM106 9V8H105ZM66 10H68V9H66ZM77 10V9H76ZM92 10V12L95 10V8H94V10H93V8L91 7V9H90V11ZM33 11V10H32ZM46 11H47V9H46ZM56 11V10H55ZM62 11V10H61ZM82 11V10H81ZM96 11V10H95ZM100 11H102V10H100ZM31 12V11H30ZM76 12V11H75ZM85 12V10L83 11V13ZM89 11H86V13H88ZM92 12H90V13H88V14H86L85 15V13L83 14H80V15H78V13L76 14V15H74V16H76L75 18H77L78 17V19H79V21H80V19L85 23V24H87L88 23V21L92 18L90 15L92 14ZM38 13V12H37ZM62 13H65V11L63 12L62 11ZM80 13V12H79ZM104 13V12H103ZM33 14H35V13H33ZM59 14V13H58ZM67 12H66V16H67ZM70 14H74V13H70ZM90 14V15H89ZM105 14V13H104ZM201 14H202V18H201V20H200V17H201ZM95 15V14H94ZM94 15H93V17H94ZM254 15V14H253ZM261 15H262V13H261ZM57 16V15H56ZM90 16V17H89ZM102 15H100V17H101ZM104 16V15H103ZM194 16V17H193ZM98 17V16H97ZM99 17V18H100ZM112 17V16H111ZM250 17V16H249ZM191 18V19H192ZM54 19H56V18H54ZM53 19V20H54ZM78 19H77V22H78ZM89 19V20H88ZM97 20H98V18H96ZM96 19H94V20H96ZM104 19V18H103ZM108 19V18H107ZM247 19V18H246ZM255 19V18H254ZM253 19V20H254ZM65 20V19H64ZM69 20V19H68ZM92 20V19H91ZM94 20H92V21H89L90 23L92 22L93 23V21ZM96 20V21H97ZM99 20H101V18L99 19ZM98 20V21H99ZM105 20H106V18H105ZM104 20V21H105ZM110 20V21H111ZM19 21V20H18ZM75 22H76V20H74ZM121 21V22H120ZM262 21V20H261ZM22 22V21H21ZM31 22V21H30ZM44 22V21H43ZM74 22V23H75ZM107 22V21H106ZM111 22V23H112ZM187 22V21H186ZM192 22V21H191ZM41 23V22H40ZM61 23V22H60ZM69 23H71V25H72V23H73V20H72V22H70L69 21ZM69 23H66V24H69ZM80 23V22H79ZM91 23V24H92ZM111 23H109L110 25H111ZM193 23V22H192ZM211 23V24H210ZM240 23V24H239ZM261 23V22H260ZM263 23V22H262ZM20 24H23V23H20ZM52 24H54V22H52ZM57 24V23H56ZM65 24V25H66ZM89 24V23H88ZM94 24H95V22H94ZM93 24V25H94ZM97 24V23H96ZM100 24V23H99ZM185 24V23H184ZM188 24H189V22H188ZM194 24V23H193ZM201 24V23H200ZM199 24V25H200ZM40 25V24H39ZM39 25L37 24V26H38V28H39ZM46 25V24H45ZM62 25V24H61ZM80 25V24H79ZM107 25V24H106ZM109 25V26H110ZM113 25H115V24H113ZM187 25V24H186ZM191 25V24H190ZM31 26V25H30ZM36 26V25H35ZM41 26H42V24H41ZM53 26V25H52ZM75 25H73V27H74ZM83 26H85V25H83ZM91 27L92 28V26L91 25H88V27ZM112 26V25H111ZM116 26V27H117ZM195 26V25H194ZM198 26V25H197ZM54 27V26H53ZM52 27V28H53ZM57 27L58 28H60L58 25H57ZM69 27H72V26H69ZM87 27V26H86ZM98 27H100V26H98ZM188 27V26H187ZM199 27V26H198ZM201 27H202V25H201ZM28 28H30L29 29V31L31 30V27H29L28 26ZM74 28H76V27H74ZM79 28H80V26H79ZM111 28V27H110ZM115 27L113 26V29H114ZM194 28V27H193ZM196 28V27H195ZM60 29H63V27L62 28H60ZM59 29V30H60ZM72 29V28H71ZM89 29V28H88ZM104 29V28H103ZM109 29V28H108ZM112 29V28H111ZM185 29V28H184ZM56 31H57V29H55ZM64 30V29H63ZM66 30V29H65ZM76 30H77V28H76ZM78 30H80L81 31V29H78ZM83 30V29H82ZM84 30H86L87 31V28L85 29L84 28ZM90 30H92V29H90ZM106 30V29H105ZM187 30V29H186ZM186 30H184V31H186ZM201 30V29H200ZM24 31V30H23ZM38 31V30H37ZM74 31H75V29H74ZM112 32H114L115 30H111ZM197 31V30H196ZM212 31V30H211ZM210 31V32H211ZM41 32V31H40ZM44 32V31H43ZM52 32V31H51ZM61 32V31H60ZM82 32V31H81ZM80 32V33H81ZM195 32V31H194ZM200 31H198V33H199ZM216 32V31H215ZM24 33V32H23ZM38 33V32H37ZM79 32H78V35H83V33H81L80 34ZM91 33V32H90ZM90 33H88V34H90ZM94 33H97L98 34V32H93V35H94ZM187 34H188V31L186 32ZM197 33V34H198ZM221 33V32H220ZM44 34V33H43ZM54 34V33H53ZM76 34H77V32H76ZM86 34V36H87V33H85ZM97 34H96V36H97ZM103 34L106 36V37H108V40L110 39V32H108V33H106L105 34V32L103 31ZM183 34V33H182ZM24 35V34H23ZM77 35V36H78ZM93 35H91L90 37H92ZM185 35V34H184ZM191 35V34H190ZM199 35V34H198ZM202 35V34H201ZM58 36V35H57ZM200 36V35H199ZM46 37V36H45ZM73 37V38H72ZM81 37V36H80ZM112 37H114V36H112ZM189 37V36H188ZM197 37V36H196ZM206 37V36H205ZM208 37V36H207ZM221 37V38H222ZM82 38H84V37H82ZM87 38V37H86ZM97 38V37H96ZM100 38V37H99ZM183 38V37H182ZM210 38V37H209ZM218 38H219V35H218ZM218 38H217V40H218ZM37 39V38H36ZM45 39V38H44ZM91 39H93V38H91ZM90 39V40H91ZM107 39V38H106ZM111 39H113V38H111ZM200 39V38H199ZM214 39H215V37H214ZM52 40V39H51ZM89 40V39H88ZM95 40V39H94ZM100 40H101V38H100ZM103 40V39H102ZM184 40V39H183ZM189 40V39H188ZM194 40V39H193ZM205 40V39H204ZM209 40V39H208ZM208 40H206L207 42H208ZM224 40V41H225ZM29 41H30V39H29ZM33 41H35V40H33ZM40 41V40H39ZM42 41H43V39H42ZM58 41V40H57ZM84 41V40H83ZM87 41V40H86ZM93 41V40H92ZM91 41V42H92ZM110 41V40H109ZM191 41H192V38H191ZM223 41V42H224ZM36 42V41H35ZM49 42V41H48ZM72 42V43H71ZM95 42L97 43V41L95 40ZM94 42V43H95ZM198 42V41H197ZM205 41H203V43H204ZM211 42V41H210ZM29 42H27V44H28ZM87 43V42H86ZM187 43V42H186ZM190 43V42H189ZM202 43V44H203ZM214 43V42H213ZM35 44V43H34ZM37 44V43H36ZM46 44V43H45ZM49 44V43H48ZM219 44V43H218ZM32 45V44H31ZM52 45H54V44H52ZM66 45V44H65ZM208 45V44H207ZM210 45V44H209ZM214 45V44H213ZM34 46V45H33ZM179 46V45H178ZM182 46V45H181ZM181 46H179V48H181ZM198 46H199V44H198ZM31 47V46H30ZM36 47V46H35ZM34 47V48H35ZM46 47H48L47 45H45V48ZM50 47H51V43H50ZM49 47V48H50ZM66 46H64V48H65ZM175 47V46H174ZM177 47V46H176ZM175 47V48H176ZM201 47H203V45L201 46ZM207 47V46H206ZM33 48V47H32ZM38 48V47H37ZM62 48V47H61ZM163 48V47H162ZM174 48V49H175ZM204 48V47H203ZM21 49V48H20ZM20 49H19V51H20ZM29 49V48H28ZM27 49V50H28ZM166 49V48H165ZM170 49H171V47H170ZM169 49V50H170ZM209 49V48H208ZM30 50V49H29ZM32 50V49H31ZM49 50V49H48ZM48 50H46V51H48ZM51 50V49H50ZM54 50H55V48H54ZM202 50V49H201ZM45 50H43V52H44ZM45 51V52H46ZM52 51H53V49H52ZM58 51H59V49H58ZM57 51V52H58ZM173 51V50H172ZM34 51H32V53H33ZM39 52V51H38ZM42 52V53H43ZM54 52V51H53ZM52 52V53H53ZM63 52V51H62ZM64 52H66V51H64ZM244 52H246V51H244ZM37 53V52H36ZM188 53V52H187ZM215 53V52H214ZM235 53H236V51H235ZM16 54V53H15ZM44 54V53H43ZM42 54V55H43ZM48 54H50V53H48ZM57 54H59V52L57 53ZM62 54H64V53H62ZM155 54V53H154ZM215 54H217V53H215ZM229 54V53H228ZM18 55H20V54H18ZM28 55H29V53H28ZM37 55H38V53H37ZM65 55V54H64ZM129 55V56H130ZM151 55V54H150ZM188 55V54H187ZM33 56V55H32ZM36 56V55H35ZM50 56V55H49ZM51 56H52V54H51ZM53 56H55L54 55V53H53ZM121 56V58H119ZM128 56V57H129ZM174 56H175V54H174ZM200 56V55H199ZM201 56H203L202 54H201ZM27 57L28 56H26L25 58L27 59ZM29 57H30V55H29ZM28 57V58H29ZM45 57H47V56H45ZM60 57H61V55H60ZM59 57V58H60ZM68 57V56H67ZM67 57L65 58V57H63V59L64 60H66L67 59ZM126 57V56H125ZM131 57V56H130ZM133 57V56H132ZM151 57V56H150ZM152 57H154V55L152 56ZM11 58V57H10ZM33 58V57H32ZM31 58V59H32ZM42 58V61L44 62V57H41ZM53 58V57H52ZM58 58V59H59ZM148 58V57H147ZM158 58V56L156 55V57H154V59H157ZM181 58V57H180ZM199 58V57H198ZM243 58V57H242ZM263 58V59H262ZM47 59H49V58H47ZM54 59V58H53ZM62 59V60H63ZM69 59V58H68ZM149 59V58H148ZM151 59V58H150ZM149 59V60H150ZM163 59H165V58H163ZM162 59V60H163ZM168 59V58H167ZM166 59V60H167ZM182 59V58H181ZM187 59V58H186ZM232 59V58H231ZM250 59V58H249ZM38 60V59H37ZM122 60V61H121ZM127 60H129V59H127ZM133 60V59H132ZM131 60V61H132ZM135 60V59H134ZM133 60V61H134ZM140 60V59H139ZM138 60V61H139ZM241 60V59H240ZM251 60V59H250ZM17 61V60H16ZM49 61V60H48ZM56 62L58 61L57 59L55 60ZM61 61V60H60ZM69 61V60H68ZM68 61L65 63V62H62V63H65V64H63V65H65V67H66V65H67V68L69 67L68 66ZM75 61V62H76ZM130 61V62H131ZM137 61V60H136ZM136 61H134V62H136ZM143 61H145V60H143ZM195 61V60H194ZM236 61V60H235ZM248 61V60H247ZM254 61V60H253ZM36 62V61H35ZM52 62H54V61H52ZM129 62V63H130ZM147 62H148V60H147ZM167 62V61H166ZM193 62V61H192ZM191 62V63H192ZM239 62V61H238ZM261 62V61H260ZM45 63H46V61H45ZM59 63V62H58ZM72 63H74V62H72ZM132 63V62H131ZM139 63V62H138ZM145 63H146V61H145ZM145 63H142V64H145ZM153 63H156V60H155V62L153 61ZM190 63V62H189ZM195 64H196V61L194 62ZM199 63V62H198ZM234 63V62H233ZM240 63V62H239ZM244 63H245V60H244ZM243 63V64H244ZM247 63V62H246ZM254 63H256V62H254ZM29 64H30V62H29ZM48 64V63H47ZM47 64H45V65H47ZM147 64V63H146ZM152 64V63H151ZM180 64V63H179ZM185 65L186 63H182V65ZM201 64V63H200ZM210 64V63H209ZM236 64V63H235ZM238 64V63H237ZM236 64V65H237ZM242 64V65H243ZM263 64V63H262ZM24 65V64H23ZM37 65H38V63H37ZM44 65V64H43ZM70 65V64H69ZM82 65H81V67H82ZM87 65V66H86ZM129 65V64H128ZM132 65V64H131ZM130 65V66H131ZM135 65V64H134ZM136 65H138V64H136ZM141 65V64H140ZM159 65V64H158ZM190 65V64H189ZM248 65H249V63H248ZM261 65V64H260ZM260 65H259V67H260ZM17 67H19V64L18 65H16ZM29 66V65H28ZM30 66H32V65H30ZM42 66V65H41ZM40 66V67H41ZM52 67H53V65H51ZM54 66H56V65H54ZM60 66V65H59ZM72 66V65H71ZM78 66V65H77ZM129 66V67H130ZM142 66V65H141ZM140 66V67H141ZM147 66V65H146ZM149 66H150V64H149ZM148 66V67H149ZM162 66H164L163 64H162ZM207 66V65H206ZM231 66V65H230ZM238 66H239V64H238ZM255 66V65H254ZM52 67H50V68H52ZM80 67V68H81ZM158 67V66H157ZM232 67V66H231ZM240 67H242V66H240ZM20 68H21V66H20ZM26 68V67H25ZM32 68H33V66H32ZM32 68H31V71H32ZM62 68V67H61ZM71 67H69V69H70ZM131 68V67H130ZM143 68V67H142ZM147 68V67H146ZM151 68V67H150ZM153 68H156V67H153ZM159 68V67H158ZM175 68V67H174ZM181 68V67H180ZM186 68H188V67H186ZM222 68H224V67H222ZM233 69H234V67H232ZM231 68V69H232ZM237 68V67H236ZM235 68V69H236ZM242 68H244V67H242ZM247 68V67H246ZM245 68V69H246ZM12 69V68H11ZM19 69V68H18ZM47 69V68H46ZM56 69H57V67H56ZM64 69H66V68H64ZM74 69V68H73ZM83 70H84V68H82ZM147 69H149V68H147ZM152 69V68H151ZM184 69V68H183ZM199 69V68H198ZM203 69V68H202ZM202 69H200V70H202ZM239 69V68H238ZM14 70H16L17 71V68H15V66H14ZM26 70L27 69H25V72H26ZM30 70V69H29ZM48 70V69H47ZM46 70V71H47ZM53 70V69H52ZM52 70H50V72L52 71ZM59 70V68L57 69V71ZM71 70V69H70ZM87 70H88V68H87ZM132 70V69H131ZM139 70V69H138ZM145 70V69H144ZM150 70V69H149ZM153 70V69H152ZM151 70V71H152ZM155 70V69H154ZM160 70V69H159ZM165 70H166V68H165ZM241 70V69H240ZM243 70V69H242ZM16 71L15 72H13V71H11V72H13V73H16ZM30 71V72H31ZM45 71V70H44ZM46 71H45V73H46ZM60 71V70H59ZM65 71V70H64ZM66 71H68L69 72V70H66ZM86 71V70H85ZM91 71V70H90ZM89 70L88 71H86V72H90ZM125 71H128V70H125ZM157 71H158V69H157ZM162 71V70H161ZM172 71V70H171ZM170 71V72H171ZM189 71H190V69H189ZM207 71V70H206ZM224 72H225V70H223ZM233 71H235V70H233ZM249 71V70H248ZM254 71H256V70H254ZM7 72V71H6ZM42 72H43V70H42ZM84 72V71H83ZM104 72H106V73H104ZM110 72V71H109ZM108 72V73H109ZM139 72V71H138ZM145 72V71H144ZM146 72H148V71H146ZM169 72V71H168ZM203 72V71H202ZM201 72V73H202ZM230 72H232V71H230ZM230 72H229V74H230ZM247 72V71H246ZM245 72V73H246ZM9 73V72H8ZM53 73H55L54 72V70H53ZM63 73V72H62ZM71 73V72H70ZM76 73V72H75ZM92 73V72H91ZM130 73V72H129ZM143 73V72H142ZM149 73V72H148ZM162 73V72H161ZM166 73H167V71H166ZM184 73V72H183ZM187 73V72H186ZM195 73V72H194ZM198 73V72H197ZM217 73V72H216ZM248 73H250V72H248ZM6 73H4V75H5ZM30 74V73H29ZM31 74H32V72H31ZM56 74V73H55ZM57 74H58V72H57ZM67 74V73H66ZM69 74V73H68ZM80 74V73H79ZM78 73L76 74L77 76L79 75ZM82 74V73H81ZM89 74V73H88ZM87 74V75H88ZM110 74V73H109ZM125 74V72L123 73V75ZM131 74V73H130ZM147 74V73H146ZM152 74V73H151ZM160 74V73H159ZM185 74V73H184ZM228 74V75H229ZM251 74V73H250ZM1 75H2V73H1ZM11 75V74H10ZM44 75V74H43ZM42 75V76H43ZM60 75V74H59ZM59 75H57V76H59ZM63 75V74H62ZM83 75V74H82ZM92 75V74H91ZM94 75H96V74H94L93 73V76ZM110 75H113V74H110ZM109 75V76H110ZM140 75V74H139ZM142 75V74H141ZM154 75V74H153ZM152 75V76H153ZM186 75V74H185ZM184 75V76H185ZM223 75H224V73H223ZM233 75V74H232ZM245 75V74H244ZM256 75H257V73H256ZM8 76V75H7ZM7 76H5V77H7ZM25 76V75H24ZM23 76V77H24ZM56 76V77H57ZM65 75H63V77H64ZM74 76V75H73ZM97 77H98V75H96ZM107 76H108V74H107ZM108 76V77H109ZM113 76H115V75H113ZM125 76V75H124ZM131 76V75H130ZM133 76L134 75H132V78H133ZM167 76V75H166ZM179 76V75H178ZM192 76V75H191ZM190 76V77H191ZM213 76V75H212ZM218 76H219V74H218ZM236 76V75H235ZM234 76V77H235ZM249 76V75H248ZM1 77V76H0ZM22 77V78H23ZM27 77H29L28 75L27 76H25L24 77V79L25 78H27ZM37 77V76H36ZM47 77H48V74H47ZM47 77H45V78H47ZM53 77V76H52ZM51 77V78H52ZM66 77V76H65ZM80 77V76H79ZM91 77V76H90ZM96 77V78H97ZM108 77H103V79L105 78H107L108 79ZM123 77V76H122ZM140 77H142V76H140ZM146 77H149V76H146ZM157 77V76H156ZM159 77H164V76H159ZM194 78H193V81H196V82H198V81H200L199 83H195L196 84V87H190L188 84H187V82H185L184 81V83L183 84H181V85H175V83L172 81V80H170L168 83H169V85L171 86V87H166L165 85H163V86H159V87H157L158 85H155L157 88L155 89V90H153L154 92L156 91V96H157V100L156 101H158L159 102V106L161 107V108H164V109H167V110H170V111H176V107L178 106H176V104H179V108H181V111H182V106L187 102V101H190V100H193L194 102H197V100H199L202 96H205V95H208L209 93H212V92H214L217 88H218V86H219V78L217 77V76H213V78L210 76V74H208L207 72L206 73H204V74H200V75H196V76H193ZM229 77H230V75H229ZM243 77H245V76H243ZM246 77H247V75H246ZM255 77H257V76H255ZM8 78H10L11 79V77H8ZM30 78V80H32L31 79V77H29ZM29 78L28 79H25V82H26V80H27V82H29L28 80H29ZM67 78V77H66ZM84 78V77H83ZM87 78V77H86ZM85 78V79H86ZM93 78V77H92ZM95 78V77H94ZM113 78H115V77H113ZM125 78V77H124ZM139 78V77H138ZM150 78V77H149ZM148 78V79H149ZM158 78V77H157ZM165 78V77H164ZM168 78V77H167ZM166 78V79H167ZM171 78H172V76H171ZM170 78V79H171ZM175 79H176V76L174 77ZM188 78V77H187ZM200 78V79H199ZM221 78V77H220ZM236 78V77H235ZM23 79V80H24ZM42 79V78H41ZM41 79H39V80H41ZM64 79V78H63ZM69 79H72V80H74L73 78H70L69 77ZM68 79V80H69ZM98 79H100V78H98ZM97 79V80H98ZM103 79H101V80H103ZM119 79H123V78H119ZM131 79V78H130ZM134 79V78H133ZM132 79V80H133ZM141 79V78H140ZM151 79V78H150ZM154 79V78H153ZM153 79L151 80V81H153ZM161 79V78H160ZM166 79H165V82H166ZM178 79V78H177ZM176 79V80H177ZM190 79V78H189ZM221 79H223V76H222V78ZM233 79V78H232ZM248 79V78H247ZM2 80H4V79H2ZM35 79H33L32 81H34ZM59 80V79H58ZM62 80V79H61ZM82 80V79H81ZM90 80V79H89ZM89 80H87V81H89ZM97 80L95 81V82H97ZM101 80L100 81H98V83L99 82H101ZM117 81H119L118 79H116ZM136 80H137V77H136ZM139 80V79H138ZM137 80V81H138ZM142 80V79H141ZM162 81H164L163 79H161ZM161 80H159V83L161 82ZM183 80H185V79H183ZM224 80V79H223ZM222 80V81H223ZM227 79L225 78V81H226ZM234 80V79H233ZM254 80V79H253ZM262 80V79H261ZM264 80V79H263ZM104 81V80H103ZM102 81V82H103ZM106 81H109V79L108 80H106ZM113 81V80H112ZM130 81V80H129ZM144 81V80H143ZM182 81V80H181ZM224 81V82H225ZM242 81H246V80H242ZM250 81H251V79H250ZM250 81H249V83H250ZM1 82V81H0ZM5 82V81H4ZM10 81H8V83H9ZM14 82V81H13ZM17 82V81H16ZM19 82V81H18ZM24 82V81H23ZM36 82V81H35ZM40 82V81H39ZM47 82V81H46ZM45 82V83H46ZM52 82V81H51ZM51 82H50V84H51ZM54 83H56L57 82V80H56V82H55V80L53 81ZM84 82H85V80H84ZM83 82V84H85ZM116 82V81H115ZM135 81H133V83H134ZM145 82V81H144ZM147 82V81H146ZM155 82H157V81H154L153 83H155ZM192 82V81H191ZM237 82V81H236ZM253 82V81H252ZM15 83V82H14ZM48 83V82H47ZM66 84H67V82H65ZM71 83V82H70ZM70 83H68V84H70ZM89 83V82H88ZM119 83V82H118ZM128 83V82H127ZM124 84L125 86L126 85H128V84ZM132 83V84H133ZM148 83V82H147ZM158 83V82H157ZM164 83V82H163ZM168 83H166V84H168ZM201 83H203L204 85H202ZM239 83V82H238ZM245 83H247V81L245 82ZM262 83V82H261ZM6 84V83H5ZM41 84V83H40ZM42 84L44 85V83L42 82ZM49 84V85H50ZM67 84V85H68ZM87 84V83H86ZM93 84H95V83H93ZM104 84V83H103ZM105 84H107V83H105ZM109 84V83H108ZM135 84V83H134ZM142 84V83H141ZM140 84V81H139V85H141ZM145 84V83H144ZM180 84V83H179ZM244 84V83H243ZM263 84V83H262ZM0 85H1V83H0ZM18 85H22V83L20 82ZM26 85H29V84H26ZM48 85V84H47ZM65 85V84H64ZM71 85L73 86V84L71 83ZM71 85H69V86H71ZM88 85H90L91 86V84H88ZM139 85L138 84H136V87L137 88H139ZM149 85V84H148ZM223 85V84H222ZM257 85H258V82H257ZM10 86V85H9ZM40 86V85H39ZM45 86L46 85H44V88H45ZM54 86V85H53ZM75 86V85H74ZM93 86V85H92ZM100 86H101V84H100ZM105 86V85H104ZM108 86V85H107ZM130 86H131V84H130ZM129 86V87H130ZM142 86V85H141ZM145 86V85H144ZM147 86V85H146ZM151 86V85H150ZM154 86V87H155ZM234 86V85H233ZM241 86V85H240ZM242 86H244V85H242ZM246 86V85H245ZM252 86V85H251ZM7 87V86H6ZM15 87H16V85H15ZM23 87V86H22ZM40 87H42V86H40ZM40 87H38V90H40L41 88ZM48 87V86H47ZM50 87V86H49ZM48 87V88H49ZM55 87V86H54ZM79 87H80V85H79ZM81 87H82V85H81ZM89 87V86H88ZM103 87V86H102ZM109 87H110V85H109ZM118 87H119V85H118ZM121 87H122V85H121ZM132 87V86H131ZM153 87V86H152ZM222 87V86H221ZM247 87V86H246ZM261 87H262V85H261ZM0 88H2V87H0ZM10 88V87H9ZM11 88H12V86H11ZM29 88V87H28ZM27 88V89H28ZM34 88V87H33ZM40 88V89H39ZM67 88H69V87H67ZM73 88V87H72ZM76 88H77V86H76ZM98 88H99V86H98ZM98 88H96V89H98ZM146 88V87H145ZM237 88V87H236ZM242 88V87H241ZM244 88V87H243ZM251 88V87H250ZM249 88V89H250ZM263 88H264V86H263ZM5 89V88H4ZM13 89V88H12ZM26 89V90H27ZM46 89L47 88H45V92H46ZM57 89V88H56ZM69 89H71V88H69ZM68 89V90H69ZM81 89V88H80ZM90 89V88H89ZM95 89V88H94ZM93 89V90H94ZM96 89H95V91H96ZM105 89V88H104ZM103 89V90H104ZM114 89H116L115 87L112 89V90H114ZM121 90H122V88H120ZM125 89H126V87H125ZM129 89H131V88H129ZM128 89V91H130ZM144 89V88H143ZM147 89H148V87H147ZM150 89V88H149ZM149 89H148V91H149ZM227 89V88H226ZM228 89H229V87H228ZM255 89H257V88H255ZM8 90V89H7ZM11 90V89H10ZM25 90V89H24ZM30 90H31V86H30ZM47 90H49V89H47ZM60 90V89H59ZM61 90H64V88L63 89H61ZM102 90V91H103ZM108 90H110L109 88H108ZM112 90H110V93H111V91ZM119 90V89H118ZM117 90V91H118ZM246 90H247V88H246ZM17 91H18V88H17ZM17 91H16V93H17ZM41 91V90H40ZM67 91V90H66ZM80 91V90H79ZM78 91V92H79ZM83 91V90H82ZM91 91V90H90ZM90 91H89V93H90ZM105 91H106V89H105ZM128 91H126V92H128ZM143 91H146V89L145 90H143ZM152 91V92H153ZM232 91V90H231ZM241 91V90H240ZM239 91V92H240ZM257 91V90H256ZM260 91H261V89H260ZM4 92H5V90H4ZM4 92H3V94H4ZM26 92V91H25ZM39 92V91H38ZM71 93H73L72 91H70ZM76 92V91H75ZM86 92V91H85ZM88 92V91H87ZM86 92V93H87ZM113 92H115V91H113ZM112 92V93H113ZM131 92V91H130ZM135 92V91H134ZM137 92V91H136ZM135 92V94L136 95H139V92H137L136 93ZM147 92V91H146ZM145 92V93H146ZM233 92H234V90H233ZM238 92V91H237ZM238 92V93H239ZM15 93V94H16ZM30 93V92H29ZM32 93H34V92H32ZM40 93V92H39ZM48 93V92H47ZM66 93V92H65ZM68 93H69V91H68ZM84 93V92H83ZM93 93V92H92ZM97 93V92H96ZM101 93V92H100ZM117 93V92H116ZM120 93H122V92H120ZM129 93V92H128ZM141 93V92H140ZM225 93V92H224ZM223 93V94H224ZM232 93V92H231ZM230 93V94H231ZM235 93V92H234ZM258 93H259V91H258ZM257 93V94H258ZM6 94V93H5ZM7 94H9V93H7ZM27 94V93H26ZM35 94H37V93H35ZM34 94V95H35ZM42 94V93H41ZM58 94V93H57ZM76 94V93H75ZM81 93L79 92V94L78 95H80ZM99 94V93H98ZM98 94H95V95H98ZM106 94H108V93H106ZM114 94V93H113ZM112 94V95H113ZM118 94H119V92H118ZM125 94V93H124ZM152 94H154V93H152ZM240 94V93H239ZM243 94V93H242ZM248 94V93H247ZM256 94V95H257ZM0 95H2V93L0 94ZM10 95V94H9ZM20 95V94H19ZM25 95V94H24ZM31 95V94H30ZM30 95H26L27 96V98L28 97H30ZM45 95H46V93H45ZM54 95V94H53ZM62 95V94H61ZM60 95V96H61ZM70 95H72L73 96V94H70ZM69 95V96H70ZM82 95V94H81ZM80 95V96H81ZM100 95V94H99ZM117 95V94H116ZM121 95V94H120ZM119 95V96H120ZM126 95V94H125ZM141 96H143V94H140ZM139 95V96H140ZM151 95V92H150V94L148 95V96H150ZM4 96V95H3ZM2 96V97H3ZM5 96H7V95H5ZM11 96V95H10ZM23 96V95H22ZM32 96V95H31ZM52 96V95H51ZM59 96V97H60ZM63 96V95H62ZM66 96V95H65ZM68 96V97H69ZM86 96H87V94H86ZM86 96H85V98H86ZM104 96V95H103ZM108 96V95H107ZM106 96V97H107ZM140 96V97H141ZM209 96V95H208ZM208 96H207V98H208ZM213 95L211 94V97H212ZM218 96V95H217ZM230 96V95H229ZM241 96V95H240ZM244 96V95H243ZM252 96V95H251ZM250 96V97H251ZM262 96V95H261ZM14 97H15V95H14ZM14 97H13V99H14ZM16 97H18V95L16 96ZM20 97V96H19ZM45 97V96H44ZM48 97V96H47ZM67 96L65 97L66 99L68 98ZM89 97H91V96H89ZM99 96H97V98H98ZM115 97V96H114ZM126 97H127V95H126ZM128 97H129V94H128ZM127 97V98H128ZM132 97H133V95H132ZM131 97V98H132ZM134 97H135V95H134ZM215 97V96H214ZM232 97H233V95H232ZM234 97H236V96H234ZM253 97V96H252ZM258 97V96H257ZM1 98V97H0ZM4 98H9V96L8 97H4ZM26 98V99H27ZM34 98H36V97H34ZM42 98V97H41ZM64 98V97H63ZM71 98V97H70ZM78 98V97H77ZM82 98H84V96H82ZM82 98H81V100H82ZM84 98V99H85ZM108 98V97H107ZM110 98H111V96H110ZM109 98V99H110ZM121 98V97H120ZM123 98H124V96H123ZM137 98H138V96H137ZM146 98H147V96H146ZM148 98H150V97H148ZM151 98H152V96H151ZM206 98V99H207ZM223 98H226V97H223ZM238 98V97H237ZM261 98H263V97H261ZM3 99V98H2ZM12 99V98H11ZM11 99H7V104H10L11 103V101H10V103H8L9 101L8 100H11ZM12 99V100H13ZM16 99V98H15ZM23 98L21 97V100H22ZM44 99L45 98H43V101H44ZM48 99V98H47ZM69 99V98H68ZM80 99V98H79ZM93 99V98H92ZM106 99V98H105ZM108 99V100H109ZM119 99V98H118ZM122 99V98H121ZM120 99V100H121ZM145 99V98H144ZM156 99V98H155ZM155 99H154V101H155ZM210 99H212V98H210ZM240 99V98H239ZM246 99V98H245ZM247 99H249V98H247ZM254 99H256L255 97H254ZM257 99H259V98H257ZM264 99V98H263ZM1 100V99H0ZM6 100V99H5ZM16 100H19L18 98L16 99ZM42 100V99H41ZM46 100V99H45ZM62 100V99H61ZM65 100V99H64ZM74 100H75V98H74ZM80 100V101H81ZM88 100H89V98H88ZM103 100V99H102ZM107 100V99H106ZM107 100V101H108ZM112 100V99H111ZM123 100V99H122ZM141 99H139V101H140ZM146 100V99H145ZM153 99H151V101H152ZM200 100H203V99H200ZM204 100H205V97H204ZM209 100V99H208ZM221 100V99H220ZM230 100V102L232 101V99L230 98L229 99ZM236 100V99H235ZM262 99H260V101H261ZM3 101V100H2ZM20 101V100H19ZM23 101L25 102L26 100H25V97H24V99H23ZM29 101H33V99L32 100H29ZM34 101H36V100H34ZM33 101V102H34ZM59 101V100H58ZM79 100H77L76 102L79 104V102H78ZM98 101H100V100H98ZM114 101H116V99L114 100ZM119 101V100H118ZM142 101V100H141ZM151 101H150V103H151ZM153 101V102H154ZM217 101V100H216ZM223 101V100H222ZM222 101H221V104H222ZM237 101H239V100H237ZM237 101H235V103L237 102ZM241 101H244L243 99L241 100ZM254 101H257V100H254ZM253 101V102H254ZM259 101V102H260ZM15 102V101H14ZM13 102V103H14ZM53 102H54V100H53ZM70 102V101H69ZM91 102V101H90ZM103 102L105 103V101L103 100ZM113 102V101H112ZM206 102V101H205ZM220 102V101H219ZM229 101H228V103L231 105L232 103V105H234V102H232V103H230ZM246 102V101H245ZM17 103H19V102H17ZM26 103H28V102H26ZM42 103V102H41ZM41 103H39V104H41ZM63 103V102H62ZM67 103V102H66ZM76 103V104H77ZM116 103V102H115ZM114 103V104H115ZM120 103H122V102H120ZM119 103V104H120ZM141 103V102H140ZM146 104H148L147 102H145ZM149 103V104H150ZM157 103V102H156ZM202 103V102H201ZM204 103V102H203ZM202 103V105H204ZM209 102H207V106L208 105H210V104H212V103H210V104H208ZM238 103V102H237ZM241 102H239V105H241L240 104ZM7 104H3V103H1L0 104V165H4L3 163H4V160L6 159V149H7V147H9L10 148V150L9 151H11V152H15L16 150H19V149H17V148H19L20 146H22V145H24V144H26V143H28V142H30L31 140H33L34 139V137H23V138H21L22 137V135L24 134V131L26 130V125H27V123H28V121L25 119L24 120V117H26V116H23V113H21V111H23V110H21L22 108H20V109H18L17 111H15L16 113H18V112H20L19 114H17V115H15V114H12V113H10L8 110V112L6 113V111H5V109L3 108L4 106L5 107H7ZM20 104V103H19ZM45 104H48V103H45ZM50 104V103H49ZM70 104V103H69ZM74 104V103H73ZM87 104L88 105H90L88 102H87ZM93 104V103H92ZM92 104H91V106H92ZM97 104V103H96ZM98 104H100V102L98 103ZM98 104H97V107H98ZM107 104V106L109 105L108 104V102L106 103ZM110 104H111V102H110ZM131 104V103H130ZM137 104V103H136ZM215 104H217V102L215 103ZM228 104V105H229ZM244 104V103H243ZM255 104V103H254ZM260 104H263V102H260ZM11 105H13L12 103H11ZM23 105H25V104H23ZM27 105V104H26ZM37 105V104H36ZM51 105V104H50ZM83 105V104H82ZM94 105H95V103H94ZM112 105V104H111ZM132 105V104H131ZM135 105V104H134ZM139 105V104H138ZM145 105V104H144ZM152 105V104H151ZM154 105V104H153ZM186 105V104H185ZM219 105V104H218ZM224 105H225V103H224ZM239 105H238V107H239ZM14 106L15 105H13V108H14ZM22 106V105H21ZM33 106H35V105H33ZM57 106V105H56ZM55 106V107H56ZM63 106V105H62ZM68 106H70V105H68ZM79 106H81V104H79ZM84 106V105H83ZM101 106V105H100ZM106 105H105V107H107ZM114 106V105H113ZM120 106V105H119ZM204 106H206V103H205V105ZM212 106V105H211ZM226 106V105H225ZM244 106H245V104H244ZM243 106V107H244ZM256 105H254V107H255ZM263 106H264V104H263ZM16 107H17V105H16ZM15 107V108H16ZM29 107V106H28ZM31 107V106H30ZM44 107H45V105H44ZM50 107V106H49ZM66 107V106H65ZM84 107H86V106H84ZM104 107V106H103ZM102 107V108H103ZM116 107V106H115ZM118 107V106H117ZM121 107L122 106H120V111H121ZM126 107H128V106H126ZM242 107V108H243ZM259 107V106H258ZM8 108V107H7ZM24 108V107H23ZM46 108V107H45ZM71 108V107H70ZM69 108V109H70ZM90 108V107H89ZM99 108H101V107H99ZM112 108H114V107H112ZM119 108V107H118ZM117 108V109H118ZM124 109H125V107H123ZM136 108H137V106H136ZM135 108V109H136ZM140 108V107H139ZM143 108V107H142ZM147 108H149L148 106H147ZM199 108H200V106H199ZM204 108V107H203ZM216 108H218V107H216ZM231 108H233V107H231ZM244 108H246V107H244ZM253 108V107H252ZM27 109V108H26ZM30 109H34V107H32V108H30ZM67 109V108H66ZM76 109V108H75ZM84 109V108H83ZM91 109H92V107H91ZM109 109V108H108ZM115 109V108H114ZM152 109V108H151ZM158 109V108H157ZM157 109H155L156 111H157ZM215 109V108H214ZM219 110H220V108H218ZM222 109V108H221ZM229 109V108H228ZM241 109V108H240ZM29 110V109H28ZM42 110V109H41ZM79 110V109H78ZM81 110V109H80ZM101 110H103V109H101ZM101 110L100 111H98V112H100L101 113ZM140 110V109H139ZM185 110V109H184ZM205 110H207V109H205ZM216 110V109H215ZM242 110H244V109H242ZM249 110V109H248ZM252 110V109H251ZM253 110H254V108H253ZM256 110V109H255ZM254 110V111H255ZM258 111H259V109H257ZM90 111V110H89ZM104 111H105V109H104ZM106 111H107V109H106ZM132 111V110H131ZM141 111V110H140ZM162 111V110H161ZM180 111V110H179ZM200 111V110H199ZM210 111H212V108H210ZM218 111V110H217ZM230 111V110H229ZM12 112H14V111H12ZM27 112V111H26ZM30 112V111H29ZM29 112H27V113H29ZM63 112H66V111H63ZM68 113H69V115H70V111H67ZM74 112V111H73ZM76 112V111H75ZM98 112H96V113H98ZM110 112H111V110H110ZM113 112V111H112ZM115 112H116V110H115ZM119 112V111H118ZM127 112V111H126ZM135 112V111H134ZM139 111L137 110V113H138ZM151 112H153V111H151ZM155 112V111H154ZM159 112H160V110H159ZM164 113H165V110L163 111ZM185 112V111H184ZM190 112V111H189ZM209 112V111H208ZM223 112V111H222ZM263 112V111H262ZM8 113H10V114H8ZM44 113H46L45 111H44ZM44 113H42V114H44ZM72 113V112H71ZM78 113V112H77ZM132 113V112H131ZM168 113V112H167ZM175 113V115H177V112H174ZM188 113V112H187ZM197 113H199V112H197ZM214 113V112H213ZM212 113V114H213ZM224 113V112H223ZM236 113V111H234V114ZM237 113H239V112H237ZM237 113H236V115H237ZM248 113V112H247ZM246 113V114H247ZM251 113V112H250ZM36 114V113H35ZM56 114H57V112H56ZM56 114H54V115H56ZM63 114V113H62ZM74 114V113H73ZM80 114V113H79ZM86 114H89V113H86ZM104 114H105V112H104ZM112 114H114V113H112ZM116 114V113H115ZM114 114V115H115ZM140 114V113H139ZM153 114V113H152ZM185 114V113H184ZM225 114H226V111H225ZM224 114V116H226ZM255 114V113H254ZM263 114V113H262ZM46 115V114H45ZM52 115H53V113H52ZM92 115H93V113H92ZM91 115V116H92ZM96 115H98V114H96ZM95 115V116H96ZM109 115H110V113H109ZM120 115H122V113L120 112ZM133 115V114H132ZM147 115V114H146ZM157 115H159V114H157ZM165 115V114H164ZM168 115V114H167ZM33 116V115H32ZM47 116V115H46ZM76 116H77V114H76ZM99 116V115H98ZM105 116V115H104ZM103 116V117H104ZM107 116H108V114H107ZM106 116V117H107ZM113 116V115H112ZM128 116V115H127ZM126 116V117H127ZM134 116H136L137 117V115H134ZM141 116V115H140ZM161 116H163V115H161ZM170 117H172L171 115H169ZM169 116H167V117H169ZM184 116V115H183ZM208 116H210V115H208ZM221 116V115H220ZM223 116V117H224ZM238 116V115H237ZM244 116V115H243ZM260 116V115H259ZM49 117V116H48ZM53 117V116H52ZM66 117V116H65ZM93 117H94V115H93ZM118 117H120V116H118ZM130 117V116H129ZM132 117V116H131ZM148 117V116H147ZM151 117V116H150ZM149 117V118H150ZM153 117V116H152ZM158 117L159 116H157V119H158ZM164 117V116H163ZM179 117V116H178ZM193 117H194V115H193ZM196 117V116H195ZM218 117V116H217ZM222 117V116H221ZM27 118H28V116H27ZM29 118H33V117H29ZM29 118H28V120H29ZM37 118V117H36ZM57 118V117H56ZM59 118H61L62 119V117H59ZM77 118V117H76ZM92 118V117H91ZM96 118H98V117H96ZM107 118H109V117H107ZM113 118V117H112ZM115 118V117H114ZM121 118H122V116H121ZM146 118V117H145ZM192 118V117H191ZM230 118H231V115H230ZM245 118H247V116L245 117ZM258 118V117H257ZM262 118V117H261ZM34 120H35V118H33ZM44 119V118H43ZM70 119H71V117H70ZM70 119H68V120H70ZM83 119H85V118H83ZM94 119V118H93ZM99 119V118H98ZM110 119H111V117H110ZM109 119V120H110ZM130 119V118H129ZM133 119V118H132ZM132 119H131V121H132ZM140 119V118H139ZM147 119V118H146ZM151 119V118H150ZM156 119V120H157ZM172 119V118H171ZM170 119V120H171ZM181 119V118H180ZM197 119V118H196ZM199 119V118H198ZM202 119V118H201ZM212 119V118H211ZM211 119H209V120H211ZM214 119V118H213ZM225 119V118H224ZM232 119V118H231ZM230 119V120H231ZM32 120V119H31ZM36 120H38V119H36ZM45 120H49V119H45ZM92 120V119H91ZM94 120H96V119H94ZM103 120L105 121V119L103 118ZM123 120H124V118H123ZM155 120V119H154ZM153 120V121H154ZM156 120H155V122H156ZM160 121L159 122H161L162 120L161 119H159ZM206 120V119H205ZM246 120V119H245ZM254 120V119H253ZM264 120V119H263ZM58 121V120H57ZM57 121H56V123H57ZM111 122H112V120H110ZM115 121V120H114ZM120 121V120H119ZM122 121V120H121ZM121 121H120V123H121ZM149 121H151L152 122V120H149ZM212 121H215V120H212ZM218 121V120H217ZM220 121V120H219ZM226 121V120H225ZM233 121V120H232ZM235 121V120H234ZM244 121V120H243ZM251 121V120H250ZM30 122V121H29ZM36 122V121H35ZM53 122V121H52ZM51 122V123H52ZM75 122H77V121H75ZM102 122V121H101ZM118 122V121H117ZM125 122V121H124ZM129 122V121H128ZM127 122V123H128ZM187 122H189V120L187 121ZM187 122H185V123H187ZM191 122V121H190ZM189 122V123H190ZM195 123H196V121H194ZM204 122V121H203ZM207 122H209V121H207ZM206 122V123H207ZM221 122H223V120L221 121ZM254 122V121H253ZM262 122V121H261ZM38 123V122H37ZM63 123V122H62ZM68 123H73L72 121H70V122H67V124ZM87 123H89V122H87ZM136 123H137V119H136ZM148 123V122H147ZM146 122H144V124H142V125H145V124H147ZM164 123H166V121H164ZM172 123V122H171ZM180 123H181V121H180ZM192 123V122H191ZM201 123H202V120H201ZM200 123V124H201ZM205 123V124H206ZM234 123V122H233ZM236 123V122H235ZM247 123V122H246ZM32 125H34L33 123H31ZM30 124V125H31ZM45 124H47V123H45ZM65 124V123H64ZM78 124H79V122H78ZM90 124V123H89ZM98 124V123H97ZM103 124V123H102ZM167 124V123H166ZM182 124V123H181ZM181 124H180V126H181ZM199 124V125H200ZM219 124H220V122H219ZM243 124V123H242ZM29 125V124H28ZM60 125V124H59ZM71 125H73V124H71ZM70 125V126H71ZM85 125V124H84ZM104 125V124H103ZM102 125V126H103ZM139 125H141V124H139ZM138 125V126H139ZM163 125V124H162ZM161 125V126H162ZM202 125V124H201ZM221 125V124H220ZM236 125V124H235ZM246 125V124H245ZM36 126V125H35ZM43 125H41V127H42ZM47 126V125H46ZM65 126V125H64ZM69 126V127H70ZM90 126V125H89ZM111 126H114V125H111ZM128 126V125H127ZM132 126H134V125H132ZM147 126V125H146ZM148 126H151V125H148ZM156 126L157 125H155V127L154 128H156ZM172 126L173 125H171V128H172ZM175 126V125H174ZM198 126V125H197ZM225 125H223V128H226L227 126H228V124H227V126L226 127H224ZM238 126V125H237ZM249 126V125H248ZM248 126H246V127H248ZM253 126V125H252ZM262 126V125H261ZM31 127V126H30ZM58 127V126H57ZM83 127H85V126H83ZM93 128H94V126H92ZM105 127V126H104ZM118 127V126H117ZM117 127H116V129L115 130H117ZM120 127H122V126H120ZM124 127V126H123ZM135 127V126H134ZM167 127H169V126H167ZM194 127H196V126H194ZM201 127V126H200ZM33 128V127H32ZM43 128V127H42ZM53 128H54V126H53ZM79 128V127H78ZM100 128V127H99ZM107 129H108V127H106ZM127 128H129V127H127ZM143 128V127H142ZM153 127H152V129H154ZM166 128V127H165ZM170 128V127H169ZM179 128V127H178ZM180 128H182V126L180 127ZM185 128H187V127H185ZM34 129V128H33ZM36 129V128H35ZM55 129V128H54ZM97 129V128H96ZM151 129V130H152ZM159 129H160V127H159ZM164 129V128H163ZM168 129V128H167ZM240 129V128H239ZM257 129V128H256ZM63 130V133H64V129H62ZM82 130V129H81ZM104 130V129H103ZM113 130V129H112ZM114 130V131H115ZM121 130H123V129H121ZM133 130V129H132ZM162 129H160V131H161ZM191 130H193V129H191ZM190 130V131H191ZM212 130V129H211ZM261 130V129H260ZM37 131V130H36ZM54 130H52V132H53ZM66 131H67V129H66ZM78 131H80V130H78ZM92 131V130H91ZM111 131V130H110ZM118 131V130H117ZM126 131V130H125ZM138 131V130H137ZM141 131H145L144 129L143 130H141ZM153 131V130H152ZM151 131V133H153ZM154 131H155V129H154ZM165 132L167 131V130H164ZM172 131V130H171ZM188 131V130H187ZM229 131V130H228ZM259 131V130H258ZM30 132L31 131H27V133H28V136L30 135ZM52 132H51V130H50V132H49V134L52 136ZM62 132V131H61ZM81 132V131H80ZM80 132H77V133H80ZM89 132H90V130H89ZM97 132V131H96ZM109 132V131H108ZM124 132V131H123ZM147 132V131H146ZM149 132V131H148ZM194 132V131H193ZM226 132V131H225ZM251 132H253V131H251ZM33 133V132H32ZM36 133V132H35ZM56 133V132H55ZM63 133H62V135H63ZM74 133H75V130H74ZM98 133V132H97ZM96 133V134H97ZM111 133V132H110ZM118 133V132H117ZM116 133V134H117ZM126 133V132H125ZM124 133V134H125ZM137 133V132H136ZM156 133V132H155ZM168 132H166V134H167ZM231 133V132H230ZM262 133H264V132H262ZM37 134V133H36ZM71 134V133H70ZM84 134V133H83ZM92 134H95V133H92ZM104 134H106V133H104ZM114 134V133H113ZM131 134V133H130ZM144 134V133H143ZM146 134V133H145ZM154 134V133H153ZM158 134V133H157ZM156 134V135H157ZM190 134H192V133H190ZM198 134V133H197ZM196 134V135H197ZM226 134V133H225ZM253 134V133H252ZM69 135V134H68ZM74 135V134H73ZM98 135V134H97ZM97 135H96V137H97ZM112 135V134H111ZM147 135V134H146ZM169 135V134H168ZM210 135V134H209ZM214 135V134H213ZM232 135V137L234 136V134H231ZM240 135V134H239ZM249 135V134H248ZM262 135V134H261ZM36 136V135H35ZM38 136V135H37ZM46 136H49V135H45V137ZM54 136H55V134H54ZM71 136V135H70ZM78 136V135H77ZM86 136V135H85ZM124 136H126V135H124ZM130 136V135H129ZM183 136V135H182ZM236 136H237V134H236ZM245 136H246V134H245ZM39 137V136H38ZM56 137V136H55ZM54 137V138H55ZM65 137H67L66 135H65ZM93 137H94V135H93ZM100 137V136H99ZM104 137V136H103ZM105 137H106V135H105ZM156 137V136H155ZM210 137V136H209ZM219 137V136H218ZM238 138H239V136H237ZM33 138V139H32ZM36 138V137H35ZM43 138V137H42ZM48 139L50 138V137H47ZM59 138H61L60 136H59ZM124 138V137H123ZM147 138V137H146ZM152 138V137H151ZM198 138V137H197ZM212 138V137H211ZM213 138H215V136L213 137ZM220 138V137H219ZM237 138V139H238ZM241 138V137H240ZM261 138V137H260ZM57 139V138H56ZM72 139H73V137H72ZM78 139H79V136H78ZM81 139V138H80ZM88 139V138H87ZM94 139V138H93ZM117 139V138H116ZM119 139H120V137H119ZM129 139V138H128ZM156 139V138H155ZM159 139V138H158ZM169 139V138H168ZM178 139V138H177ZM229 139V138H228ZM235 139V138H234ZM256 139V138H255ZM38 140H40V138L38 139ZM43 140V139H42ZM59 141H60V139H58ZM57 140V141H58ZM65 140H67L66 138H64V141ZM75 140V139H74ZM86 140V139H85ZM115 140V139H114ZM122 140H124V139H122ZM133 140V139H132ZM137 139H134V141H136ZM141 140H143V139H141ZM215 140V139H214ZM243 140V139H242ZM245 140H247V139H245ZM253 140V139H252ZM51 141V140H50ZM49 141V142H50ZM68 141V140H67ZM83 141H84V139H83ZM89 141L91 142V140L89 139ZM97 141V140H96ZM106 141H108V140H106ZM111 141V140H110ZM137 141H139V140H137ZM145 141V140H144ZM144 141H142L143 143H147V139H146V141L144 142ZM167 141V140H166ZM194 141V140H193ZM204 141V140H203ZM211 141V140H210ZM213 141V140H212ZM216 143H217V138H216ZM220 141V140H219ZM228 141V140H227ZM236 141V140H235ZM238 141V140H237ZM254 141V140H253ZM264 141V140H263ZM40 142V141H39ZM45 142V141H44ZM43 142V143H44ZM62 142V141H61ZM60 142V143H61ZM80 142V141H79ZM82 142V141H81ZM81 142H80V144H81ZM84 142H86V141H84ZM90 142H88V143H90ZM93 142V141H92ZM98 142V141H97ZM114 142V141H113ZM129 142V141H128ZM158 142V141H157ZM177 142V141H176ZM226 142V141H225ZM242 142V141H241ZM41 143V142H40ZM42 143V144H43ZM58 143V142H57ZM57 143H56V145H57ZM73 143H75L76 144V142H73ZM78 143V142H77ZM109 143V142H108ZM124 143V142H123ZM127 143V142H126ZM140 143H141V141H140ZM142 143V144H143ZM145 143V144H146ZM159 143H161V142H159ZM168 143V142H167ZM211 143H213V142H211ZM215 143V142H214ZM230 143H231V141H230ZM238 143V142H237ZM263 143V142H262ZM37 144V143H36ZM46 144H48V143H46ZM50 144V143H49ZM59 144V143H58ZM62 144V143H61ZM79 144V145H80ZM103 144V143H102ZM105 144V143H104ZM152 144V143H151ZM165 144H166V142H165ZM164 144V145H165ZM226 144H227V142H226ZM234 144V143H233ZM236 144V143H235ZM27 145H29V144H27ZM35 145V144H34ZM73 145V144H72ZM78 145V144H77ZM89 145V144H88ZM98 145H100V144H98ZM128 145V144H127ZM144 145V144H143ZM153 145V144H152ZM173 145H176V144H173ZM177 145H178V143H177ZM182 145V144H181ZM195 145H197V144H195ZM200 145H201V143H200ZM207 145V144H206ZM205 145V146H206ZM218 145H219V143H217V147H218ZM242 145H243V143H242ZM248 145V144H247ZM36 146V145H35ZM42 146V145H41ZM48 146V145H47ZM47 146H45V147H47ZM51 146V145H50ZM50 146H48V147H50ZM55 146V145H54ZM53 146V147H54ZM61 146V145H60ZM64 146V145H63ZM74 146V145H73ZM101 146V145H100ZM112 146H113V144H112ZM122 146V145H121ZM124 146V145H123ZM146 146H147V144H146ZM153 146H155V145H153ZM161 146H163V145H161ZM183 146V145H182ZM198 146V145H197ZM23 147H25V146H23ZM56 147V146H55ZM113 147H115V146H113ZM139 147V146H138ZM177 147V146H176ZM185 147H187V146H185ZM201 147V146H200ZM217 147H215V149L217 148ZM234 147V146H233ZM237 147H238V145H237ZM242 147H244V146H242ZM258 147H261V146H258ZM74 148V147H73ZM108 148V147H107ZM111 148V147H110ZM153 148V147H152ZM163 148V147H162ZM165 148V147H164ZM211 148V147H210ZM209 148V149H210ZM214 148V147H213ZM225 148H226V146H225ZM246 149H247V147H245ZM255 148V147H254ZM262 148H263V146H262ZM26 149H27V147H26ZM36 149H38V148H36ZM43 149H44V147H43ZM51 149V148H50ZM83 149H84V147H83ZM93 149V148H92ZM154 149H155V147H154ZM159 149V148H158ZM184 149V148H183ZM204 149V148H203ZM74 150V149H73ZM72 150V151H73ZM91 150V149H90ZM120 150H122V149H119V151ZM150 150V149H149ZM160 150V149H159ZM158 150V152H160V151H162V149L159 151ZM169 150V149H168ZM172 150V149H171ZM205 150V149H204ZM226 150H228V148H226ZM232 150V149H231ZM235 150H236V148H235ZM240 150V149H239ZM259 150V149H258ZM264 150V149H263ZM24 151V150H23ZM30 151H32V149L30 150ZM111 151H113V150H111ZM114 151H117V150H114ZM136 151V150H135ZM154 151V150H153ZM194 151V150H193ZM192 151V152H193ZM222 151V150H221ZM232 151H234V149L232 150ZM231 151V152H232ZM17 152V151H16ZM19 152V151H18ZM28 152H29V150H28ZM62 152H63V150H62ZM62 152H60L61 153V155H62ZM108 152V151H107ZM139 152V151H138ZM217 152V151H216ZM215 152V153H216ZM254 152H255V150H254ZM264 152V151H263ZM20 153V152H19ZM25 153H26V150H25ZM39 154H40V152H38ZM54 153V152H53ZM103 153H104V151H103ZM106 153V152H105ZM123 153V152H122ZM127 153V152H126ZM125 153V154H126ZM140 153V152H139ZM162 153H163V151H162ZM161 153V154H162ZM165 153V152H164ZM176 153L177 152H175L174 154H175V157H176ZM182 153V152H181ZM180 153V154H181ZM221 153V152H220ZM226 153H228L227 151H226ZM248 153V152H247ZM251 153V152H250ZM21 154V153H20ZM24 153H22V155H23ZM29 154V153H28ZM44 154V153H43ZM43 154H42V156H43ZM68 153H66L65 154V156L67 155ZM98 154H99V152H98ZM141 154V153H140ZM142 154H144V153H142ZM158 154V153H157ZM156 154V155H157ZM232 154V153H231ZM235 154H237V153H235ZM27 155V154H26ZM37 155V154H36ZM54 154H52V156H53ZM72 157H73V155L72 154H70ZM70 155H68V156H70ZM78 155V154H77ZM81 155V154H80ZM107 155V154H106ZM135 155V154H134ZM160 155V154H159ZM158 155V156H159ZM191 155V154H190ZM198 155V154H197ZM196 155V157H198L199 158V156H197ZM225 155V154H224ZM25 156V155H24ZM24 156H23V158H24ZM32 156V155H31ZM30 156V157H31ZM48 156V155H47ZM46 156V157H47ZM54 156H56V155H54ZM70 156V157H71ZM95 156V155H94ZM139 156V155H138ZM138 156H137V158H138ZM181 156V155H180ZM221 156V155H220ZM227 156V155H226ZM229 156V155H228ZM45 157V155H44V158H46ZM60 158L62 157V156H59ZM70 157H68L69 159H70ZM78 157V156H77ZM80 157V156H79ZM92 157H93V155H92ZM103 157V156H102ZM129 157H131V156H128V158ZM156 158H158L157 156H155ZM212 156H210V158H211ZM214 157V156H213ZM262 157H264V156H262ZM35 158H38V157H34V159ZM42 158V157H41ZM52 158V157H51ZM58 158V157H57ZM66 158V157H65ZM125 158H127V157H125ZM140 158V157H139ZM148 158V157H147ZM203 158V157H202ZM208 158V157H207ZM217 158H219V156L217 157ZM216 158V159H217ZM230 158V157H229ZM245 158H247V157H245ZM244 158V159H245ZM30 159V158H29ZM43 159V158H42ZM52 159H54V158H52ZM64 159V158H63ZM62 159V160H63ZM87 159H89V158H87ZM94 159V158H93ZM100 159V158H99ZM105 159V158H104ZM103 159V160H104ZM109 159V158H108ZM123 159V158H122ZM130 159V158H129ZM151 159V158H150ZM153 159V158H152ZM175 159V158H174ZM221 159V158H220ZM227 159V158H226ZM226 159H225V161H226ZM232 159H233V157H232ZM255 159H257V158H255ZM31 160H33V159H31ZM37 160V159H36ZM47 160V159H46ZM65 160V159H64ZM63 160V161H64ZM68 160V159H67ZM74 160H77V158L76 159H74ZM103 160H101V161H103ZM124 160V159H123ZM143 160H144V158H143ZM183 160V159H182ZM213 160V159H212ZM222 160H223V158H222ZM251 161H252V159H250ZM254 160V159H253ZM22 161H24V162H26V160L25 159H23V160H21V162ZM49 161V160H48ZM53 161V160H52ZM93 161V160H92ZM109 161H111V160H109ZM129 161H131V160H129ZM148 161H150V160H148ZM175 161V160H174ZM174 161H172V162H174ZM181 161V160H180ZM219 161V160H218ZM233 161V160H232ZM235 161V160H234ZM257 161H261V157H260V160H257ZM12 162V161H11ZM19 162H20V160H19ZM24 162H22V164L24 163ZM30 162V161H29ZM29 162H28V164H29ZM32 162V161H31ZM34 162V161H33ZM42 162V161H41ZM56 162H58L57 160H56ZM60 162V161H59ZM75 161H73V163H74ZM88 161L86 160V163H87ZM90 162V161H89ZM100 162V161H99ZM98 162V163H99ZM135 162H136V160H135ZM214 162H216V160L214 161ZM213 162V163H214ZM221 162V161H220ZM36 163H38L37 161H36ZM50 163H51V161H50ZM50 163H48L49 165H50ZM84 163V162H83ZM94 163H95V161H94ZM132 163V162H131ZM150 163H152V162H150ZM154 163H155V161H154ZM182 163V162H181ZM192 163V162H191ZM222 163V162H221ZM225 163V162H224ZM21 164V165H22ZM40 164H42V163H40ZM44 164V163H43ZM53 164V163H52ZM62 165L61 166H63V163H61ZM90 163H88V165H89ZM110 164V163H109ZM108 164V166L110 167V165ZM139 164V163H138ZM137 164V165H138ZM149 163H147V165H148ZM153 164V163H152ZM210 164H212V163H210ZM215 164V163H214ZM213 164V165H214ZM249 164H251V163H248L247 165H249ZM37 165V164H36ZM55 165V164H54ZM69 165H71V164H69ZM73 165V164H72ZM82 165V164H81ZM80 165V166H81ZM84 165H85V163H84ZM96 165V164H95ZM104 165V164H103ZM121 165V164H120ZM132 165V164H131ZM136 165V164H135ZM157 165V164H156ZM225 165V164H224ZM227 165H228V162H227ZM239 165H241V164H239ZM262 165V164H261ZM39 166V165H38ZM52 166V165H51ZM74 166H75V164H74ZM83 166V165H82ZM116 166V165H115ZM154 166V165H153ZM165 165H163V167H164ZM217 166H219V167H222V166H220V165H218L217 164ZM226 166V165H225ZM263 166V165H262ZM4 167V166H3ZM30 167V166H29ZM65 167V166H64ZM63 167V168H64ZM103 167V166H102ZM120 167V166H119ZM142 167V166H141ZM155 167V166H154ZM160 167H162V165L160 166ZM162 167V168H163ZM167 167V166H166ZM174 167V166H173ZM213 167V166H212ZM7 170L10 168V166L9 167H5ZM26 168V167H25ZM54 168V167H53ZM61 167H58V169H60ZM65 168H68V167H65ZM64 168V169H65ZM87 168H88V166H87ZM114 169H111L110 171H112V172H116L117 173V175H119V174H121V173H123L122 172V170H121V168L120 169H118V168H115V167H113ZM137 168H139V167H137ZM168 168V167H167ZM195 168V167H194ZM213 168H215V167H213ZM225 168V167H224ZM223 168V169H224ZM227 168V167H226ZM238 168V167H237ZM256 168H258V166L256 167ZM21 169H23V168H21ZM64 169H63V171H64ZM95 169H97V167L95 168ZM136 169V168H135ZM154 169V168H153ZM169 169V168H168ZM205 169V168H204ZM217 169V168H216ZM220 169V168H219ZM222 169V168H221ZM222 169V170H223ZM242 169V168H241ZM244 170H245V168H243ZM13 170H15V169H13ZM29 170V169H28ZM56 170H57V167H56ZM74 170V169H73ZM83 170H84V168H83ZM101 170H103V168L101 169ZM143 170H146V169H143ZM155 170H156V168H155ZM157 170H159V169H157ZM171 170V169H170ZM169 170V171H170ZM208 170V169H207ZM237 170V169H236ZM264 170V169H263ZM23 171V170H22ZM25 171V170H24ZM59 171V170H58ZM60 171H62L61 169H60ZM69 171H71V170H69ZM78 171H80V170H78ZM107 171H109L108 169H107ZM137 171V170H136ZM150 171V170H149ZM164 171H166V169H164L163 170V172ZM168 171V172H169ZM220 171V170H219ZM223 171H225V170H223ZM253 171V170H252ZM74 172V171H73ZM91 172V171H90ZM102 172H105V171H102ZM155 172V171H154ZM190 172V171H189ZM205 172V171H204ZM203 172V173H204ZM213 172V171H212ZM227 172V171H226ZM239 172V171H238ZM264 172V171H263ZM15 173V172H14ZM19 173V172H18ZM49 173H51L50 171H49ZM66 173H67V170H66ZM92 174L94 173V171H92L91 172ZM100 173H101V171H100ZM160 173V172H159ZM158 173V174H159ZM165 173V172H164ZM167 173V172H166ZM197 173V172H196ZM61 174V173H60ZM68 174V173H67ZM71 174H73L72 172H71ZM104 174V173H103ZM106 174H107V172H106ZM108 174H109V172H108ZM111 174V173H110ZM151 174L152 173H150L149 174V176H151ZM168 175H170V177H171V173L169 174V173H167ZM166 174V175H167ZM212 174H214V173H212ZM218 174V173H217ZM222 174H224V173H222ZM238 174V173H237ZM248 174V173H247ZM262 174H264V173H262ZM14 175V174H13ZM39 175H40V173H39ZM45 175H47V174H45ZM91 175V174H90ZM137 174H135V176H136ZM144 175H145V173H144ZM153 175V174H152ZM208 174H206V176H207ZM5 179L7 180V179H9V177H10V175L8 174V173H5ZM3 176V177H4ZM23 176V175H22ZM48 176L50 177L51 175H49L48 174ZM62 176V175H61ZM60 176V177H61ZM79 176V175H78ZM87 176V175H86ZM93 176H95V175H93ZM101 176H103L102 174H101ZM101 176H99V177H101ZM111 176V175H110ZM130 176V175H129ZM156 176V173H154V175H153V177L152 178H154ZM159 176V175H158ZM203 175H201V177H200V179H199V181H197L196 183H192L193 181H191V184H189V183H185V184H183L182 183V186L183 187H181L182 188V190H181V192L179 193V198L181 197V198H184L185 200H187L188 201V203H189V205L188 206H190L189 207V213L188 214H186L187 212L186 211H184V210H182V209H179L178 208V204H179V202H171L170 204H165V203H160L159 202V200H158V196L159 195H161L162 194V192H158L157 190H156V192L157 193H153V195H152V197L151 198H149L148 199V201H147V203L146 202H143V204H142V201H141V203H140V199H141V197L143 196H141V197H138V195L136 194V195H133L132 196V194H134V193H137V192H134V193H131V198H127L126 200H128V203L127 202H122L123 204H122V206H121V209L119 208V210H120V212L118 213V216H117V218H116V221H115V224H111L110 223V225L109 224H99L98 222H97V226H95V228H93L94 229V232H96V233H94L95 235H96V237L94 238V239H97V238H99V240H98V243L101 245V246H104L105 244H110L111 245V247H109V250L106 252L104 249H103V247H101V258L104 260V262L105 263H107V264H129L131 261H134V260H132L134 257H138V256H140L139 257V259H136V264H142V256H148L149 254H152L153 252H157L159 249H164V251L162 252V254H163V256L165 257V259L164 260H160V261H158L159 263L158 264H187L186 262H187V255H186V249L187 248H182L181 247V243H184V242H187L188 241V243L187 244H189L190 243V241L192 240V239H195L194 240V243H195V245H197V248H196V250H195V254H196V258L197 257H200V258H202V261H205V260H207V251H206V246L208 245V240H209V238L207 237V233H206V231H208V230H210L212 227L211 226H209V225H207V223L206 222H204V219H203V216H201V210L203 209L202 207H205V205L207 204V200H206V189H207V187H205V189H204V192L202 191V188H203V185L202 184H204L203 183V181H202V177ZM72 176H70V178H71ZM97 177V176H96ZM108 176H106L105 178H107ZM131 177H132V173H131ZM212 178H214L213 176H211ZM216 177V176H215ZM218 177L219 178H221V176H219L218 175ZM223 177V176H222ZM44 178V177H43ZM62 178V177H61ZM79 178V177H78ZM82 178H85V177H81V179ZM89 178V177H88ZM98 178V177H97ZM115 178V177H114ZM133 178H134V176H133ZM142 178H144L143 176H142ZM159 178V177H158ZM160 178H161V176H160ZM192 178V177H191ZM195 178V177H194ZM196 178H197V176H196ZM240 178V177H239ZM242 178V177H241ZM4 179V180H5ZM23 179V178H22ZM45 179V178H44ZM47 179V178H46ZM67 179V178H66ZM66 179H64V180H66ZM68 179H69V177H68ZM100 179V178H99ZM130 179V178H129ZM132 179V178H131ZM144 179H146V178H144ZM150 179V178H149ZM183 179V178H182ZM210 179V178H209ZM216 180H217V178H215ZM264 179V178H263ZM53 180V179H52ZM51 180V181H52ZM71 180V179H70ZM103 180V179H102ZM118 180H120V179H118ZM135 179H133V181H134ZM140 180H142V179H140V178H137L135 181H140ZM170 180V179H169ZM197 180V179H196ZM214 180V179H213ZM212 180V181H213ZM219 180V179H218ZM227 180V179H226ZM226 180H224L225 182H226ZM248 180H249V178H248ZM47 181V180H46ZM49 181V180H48ZM63 181V180H62ZM80 181V180H79ZM78 181V182H79ZM91 181V180H90ZM90 181H89V183H90ZM94 181V180H93ZM96 181V180H95ZM101 181V180H100ZM115 181H117V180H115ZM114 181V182H115ZM133 181H131V182H133ZM143 181V180H142ZM145 181V180H144ZM211 181V180H210ZM221 181H223V180H221ZM23 182V181H22ZM33 182V181H32ZM77 182V181H76ZM97 182V181H96ZM128 182L129 181H127V184H128ZM131 182H130V184H131ZM138 182H137V184H138ZM147 182V181H146ZM229 182V181H228ZM227 182V183H228ZM230 182H232L233 184H234V182H235V179L233 178L232 180H230ZM243 182H245V181H243ZM20 183V182H19ZM18 183V184H19ZM26 183V182H25ZM31 182H29V185H28V187H31V185L33 186V184H30ZM63 183V182H62ZM61 183V184H62ZM66 184H67V182H65ZM80 183V182H79ZM98 184H100L99 182H97ZM120 183V182H119ZM126 183V182H125ZM226 183V184H227ZM231 183V184H232ZM12 184H15V183H12ZM51 184V183H50ZM54 184L55 183H53V186H54ZM57 184V183H56ZM72 184V183H71ZM70 184V185H71ZM86 184H88V183H86ZM122 184V183H121ZM140 184V183H139ZM145 184V183H144ZM165 184V183H164ZM164 184H162V185H164ZM176 184V183H175ZM215 184V183H214ZM225 183H223V185H224ZM8 185H11V184H8ZM7 185V186H8ZM59 185V184H58ZM75 185V184H74ZM93 185H97V184H93ZM109 185V184H108ZM126 185V184H125ZM131 185H133V184H131ZM146 185V184H145ZM178 185V184H177ZM216 185H217V183H216ZM242 185V184H241ZM252 185V184H251ZM22 186V185H21ZM25 186H26V184H25ZM24 186V187H25ZM38 186V185H37ZM39 186H40V184H39ZM66 186H68V185H66ZM98 186V185H97ZM111 186H112V184H111ZM113 186H115V185H113ZM147 186V185H146ZM166 186V185H165ZM12 187H14V186H12ZM99 187V186H98ZM103 187V186H102ZM108 187H110V186H108ZM123 187V186H122ZM177 187V186H176ZM202 187V188H201ZM223 187V186H222ZM227 187V186H226ZM3 188V187H2ZM7 188H9V186L7 187ZM6 187H5V192L7 191L6 189H7ZM51 188V187H50ZM49 188V189H50ZM53 188V187H52ZM51 188V189H52ZM56 188V187H55ZM79 188H80V186H79ZM84 188H86V187H84ZM117 188V187H116ZM126 188V187H125ZM127 188H129V186L127 187ZM137 187H135V189H136ZM21 189V188H20ZM25 189H27V188H25ZM43 189V188H42ZM50 189V190H51ZM54 189V188H53ZM119 189H121L120 187H119ZM124 189V188H123ZM147 189H148V186H147ZM251 189V188H250ZM9 190V189H8ZM36 190V189H35ZM39 190H41V189H39ZM65 190V189H64ZM86 190V189H85ZM95 190V189H94ZM96 190H98V189H96ZM101 188H100V192H101ZM107 190H108V188H107ZM122 190V189H121ZM224 190V189H223ZM223 190H222V192H223ZM227 190V189H226ZM9 191H11V190H9ZM21 190H19V192H20ZM38 191V190H37ZM37 191H36V193H37ZM61 191V190H60ZM109 191H110V189H109ZM116 191V190H115ZM122 191H124V190H122ZM127 191V190H126ZM125 191V192H126ZM228 191H229V188H228ZM13 192H14V190H13ZM13 192H10L11 194L13 193ZM66 192V191H65ZM64 192V193H65ZM99 192V193H100ZM146 192H148V190L146 191ZM164 192V191H163ZM169 192V191H168ZM190 192H192V194H190ZM214 192V191H213ZM221 192V193H222ZM230 193H231V191H229ZM62 193V191L60 192V194ZM111 194H109V192L107 193V197L110 195H112V193H114V192H110ZM115 193H117V192H115ZM165 193V192H164ZM233 193V192H232ZM236 193V192H235ZM2 194H3V192H2ZM7 194V192L5 193V195ZM10 194V195H11ZM59 193L57 192V195H58ZM63 194V193H62ZM103 191H102V196L101 197H104L103 196ZM109 194V195H108ZM124 194V193H123ZM148 194V193H147ZM196 194V195H195ZM227 194V193H226ZM238 194H240V193H238ZM5 195H4V197H5ZM8 195V194H7ZM21 195V194H20ZM20 195H19V197H20ZM22 195H23V193H22ZM72 195V194H71ZM70 195V196H71ZM115 195V194H114ZM114 195L112 196L113 198H114ZM121 195V194H120ZM195 195V196H194ZM1 196V195H0ZM11 196H13V194L11 195ZM17 196V195H16ZM36 196V194L34 195V197ZM63 196H65V195H63ZM73 196V195H72ZM88 196H89V194H88ZM118 196V195H117ZM124 196H125V194H124ZM123 196V197H124ZM147 196V195H146ZM174 196V195H173ZM176 196V195H175ZM194 196V197H193ZM240 196V195H239ZM242 196V195H241ZM259 196H260V194H259ZM2 197V196H1ZM0 197V198H1ZM3 197V198H4ZM8 197V196H7ZM33 197V196H32ZM58 197V196H57ZM84 197H86V196H84ZM100 197V198H101ZM128 197H129V195H128ZM145 197V196H144ZM193 197V198H192ZM253 197V196H252ZM261 197V196H260ZM9 198V197H8ZM21 198V197H20ZM28 198H30V197H28ZM36 198V197H35ZM62 198H66L67 199V197H62ZM96 198V197H95ZM94 198V199H95ZM98 198V197H97ZM105 199H106V197H104ZM112 198V200H115V199H113ZM117 198H119V196L117 197ZM121 198V197H120ZM146 198V197H145ZM144 198V199H145ZM173 198V197H172ZM236 198V197H235ZM234 198V199H235ZM239 198V197H238ZM238 198H236V201L238 200ZM15 199V198H14ZM93 199V198H92ZM93 199V200H94ZM102 199V198H101ZM143 199V198H142ZM155 199V200H154ZM160 199H162V197H160ZM224 199V198H223ZM233 199V200H234ZM249 199H251V196H250V198ZM30 200V199H29ZM28 200V201H29ZM71 200H72V198H71ZM117 200V202H119L118 200L119 199H116ZM162 200H165L164 198L162 199ZM218 200V199H217ZM243 200V199H242ZM255 200V199H254ZM254 200H252V202L250 201V206L252 205V203L254 202ZM0 201H3V200H0ZM16 201H17V197H16ZM25 201V200H24ZM23 201V202H24ZM32 201H33V199H32ZM70 201V200H69ZM92 201V200H91ZM95 201V200H94ZM93 201V202H94ZM102 201V200H101ZM106 201V200H105ZM105 201H104V204H105ZM231 201V200H230ZM256 201V200H255ZM259 201H260V198H259ZM263 201V200H262ZM261 201V202H262ZM3 202H5V201H3ZM14 202H15V200H13V204H14ZM71 202V201H70ZM85 202H86V199H85ZM116 202V201H115ZM116 202V203H117ZM166 202V201H165ZM217 202V201H216ZM222 202V201H221ZM234 202H235V200H234ZM248 202V201H247ZM260 202V203H261ZM6 203V202H5ZM60 203V202H59ZM83 203V202H82ZM81 203V204H82ZM115 203V204H116ZM227 203V202H226ZM229 203V202H228ZM227 203V204H228ZM263 203V202H262ZM19 204V203H18ZM29 204V203H28ZM30 204H32V202L30 203ZM36 204V203H35ZM97 204V203H96ZM99 204H100V206H102L101 205V203L99 202ZM164 204H165V206H164ZM11 205V204H10ZM22 205H23V203H22ZM37 205H39V204H37ZM98 205V204H97ZM219 205V204H218ZM246 205V204H245ZM249 204H247L246 206H248ZM263 205V204H262ZM0 206H2V205H0ZM4 206V205H3ZM25 206V205H24ZM34 206V205H33ZM81 206V205H80ZM91 206H93V205H91ZM96 206V205H95ZM113 206V205H112ZM117 206H118V204H117ZM244 206V205H243ZM256 206V205H255ZM26 207V206H25ZM38 207V206H37ZM219 207H221V206H219ZM224 207V206H223ZM235 207V206H234ZM233 207V208H234ZM249 207V206H248ZM262 207V206H261ZM10 208H11V206H10ZM34 208V207H33ZM42 208V207H41ZM113 208H117V207H113ZM206 208V207H205ZM208 208V207H207ZM206 208V209H207ZM229 208H230V206H229ZM227 209L229 212L231 211L230 209ZM232 208V209H233ZM236 208V207H235ZM234 208V209H235ZM242 207H240V209H241ZM255 208V207H254ZM4 209H5V206H4ZM86 209V208H85ZM210 209H211V206H210ZM252 209H253V207H252ZM10 209H8V211H9ZM16 209H15V205H13V208H12V210H10V212H8L9 213V215L11 214V211L12 212H14ZM96 210V209H95ZM94 210V211H95ZM102 210V209H101ZM101 210L99 211L100 213H102L103 214V212H101ZM119 210H117V211H119ZM205 209H203V211H204ZM218 210H219V208H218ZM261 210H263V209H261ZM5 211V210H4ZM30 211H31V209H27V208H21L20 209V212H16L15 214H14V216L12 217V221L13 220H15V221H17L18 223H20V225H22L23 223H25V222H27V220H28V218H29V216H30ZM78 211V210H77ZM76 211V212H77ZM83 211H85V210H82L81 211V213L83 212ZM98 211V209L96 210V212ZM110 211V210H109ZM232 211H234V210H232ZM243 211H246V210H243ZM251 211V210H250ZM257 211V210H256ZM264 211V210H263ZM50 212V211H49ZM207 212V211H206ZM226 212V211H225ZM236 212V211H235ZM234 212V213H235ZM259 212V211H258ZM33 213V212H32ZM38 213V212H37ZM209 213V212H208ZM247 213V212H246ZM260 213V212H259ZM262 213V212H261ZM5 214V213H4ZM44 214V213H43ZM86 214V213H85ZM84 214V215H85ZM101 214V215H102ZM106 214V213H105ZM224 214V213H223ZM226 214V213H225ZM230 214V213H229ZM231 214H232V212H231ZM230 214V215H231ZM251 214V213H250ZM51 215V214H50ZM93 214L92 213H90L89 214V216L91 217ZM107 215V214H106ZM166 215H171V216H173V218H174V223L173 222H171V224H169V225H167L166 227H165V225L163 226V227H160L159 225H160V223H161V221H163V219L164 218H166ZM217 215V214H216ZM215 215V216H216ZM227 215V214H226ZM229 215V216H230ZM233 215V214H232ZM248 214H246V216H247ZM88 216V217H89ZM99 216H100V214H99ZM245 216V215H244ZM34 217V216H33ZM44 217V216H43ZM59 218H57L54 222L52 221L51 222V228L50 229H57V228H59L60 227V223H62V221H66V217L63 215L62 217H60V216H58ZM72 217V218H71ZM86 217V216H85ZM205 217H208V216H205ZM210 217V216H209ZM208 217V218H209ZM212 217V216H211ZM237 217V216H236ZM7 218V217H6ZM52 218V217H51ZM170 218V217H169ZM226 218H228V217H226ZM258 218V217H257ZM2 219V218H1ZM30 219V218H29ZM70 224H73L74 223V226L78 223L77 221H76V217H74V216H70ZM68 219V220H69ZM93 219H94V217H93ZM106 219V218H105ZM105 219H103V220H105ZM219 219V218H218ZM222 219H223V217H222ZM229 219V218H228ZM245 219H246V217H245ZM249 219V218H248ZM253 219V218H252ZM10 220V221H11ZM95 220V219H94ZM168 220V219H167ZM223 220H225V219H223ZM230 220V219H229ZM238 220V219H237ZM241 220V219H240ZM259 220V219H258ZM1 221H5L4 219L3 220H1ZM11 221V222H12ZM15 221H13V222H15ZM48 221V220H47ZM47 221H45V223L47 222ZM88 221H90V220H88ZM92 221V220H91ZM110 221V220H109ZM164 221H165V219H164ZM209 221H212V220H209ZM221 221V220H220ZM227 221V220H226ZM231 221V220H230ZM242 221V220H241ZM240 221V222H241ZM243 221H244V219H243ZM242 221V222H243ZM249 221V220H248ZM252 221V220H251ZM218 222V221H217ZM217 222H214L213 224H215L216 225V223ZM229 222V221H228ZM239 222V223H240ZM250 222V221H249ZM164 223H166V222H164ZM208 223H210V222H208ZM257 223V222H256ZM6 224V223H5ZM44 224V223H43ZM47 224V223H46ZM67 224V223H66ZM258 224V223H257ZM260 224H261V222H260ZM259 224V225H260ZM13 225H14V223H13ZM33 225V224H32ZM37 225V224H36ZM35 225V226H36ZM40 225V224H39ZM62 225V224H61ZM67 225H69V224H67ZM81 225V224H80ZM89 225H90V222H89ZM232 225V224H231ZM0 226H1V224H0ZM3 226H5V225H3ZM31 226V225H30ZM29 226V227H30ZM34 226V225H33ZM32 226V227H33ZM42 226V225H41ZM41 226H40V228H41ZM44 226V225H43ZM66 225H64V227H65ZM220 226V225H219ZM225 226H226V224H225ZM244 226V225H243ZM243 226H242V228H243ZM253 226H255V225H253ZM37 227V226H36ZM63 227V228H64ZM94 227V226H93ZM234 227V226H233ZM236 227V226H235ZM260 227V226H259ZM2 228V227H1ZM16 229H17V227H15ZM44 228V227H43ZM216 228V227H215ZM237 228H240L239 226H237ZM249 228H251V227H249ZM34 229V228H33ZM82 229V228H81ZM236 229V228H235ZM244 229H246V228H244ZM252 230H253V228H251ZM250 229V230H251ZM2 230V229H1ZM18 230V229H17ZM21 230V229H20ZM20 230H18V231H20ZM22 230L24 231V234H27L28 232H29V230H28V227H24V226H22ZM32 230V229H31ZM62 230V229H61ZM72 230V229H71ZM169 230H171L172 231V234L169 236V240L168 241H166L168 244H169V246L168 247H165V246H167V245H163V243L162 242H160V241H162L161 240V238H162V235L163 234H165V235H168V231ZM216 230V229H215ZM214 229H213V231H215ZM240 230V229H239ZM241 230H243V229H241ZM251 230V231H252ZM256 230H258V229H256ZM4 231V230H3ZM8 231V230H7ZM11 231H13L12 229H11ZM28 231V232H27ZM212 231V232H213ZM47 232V231H46ZM63 232V231H62ZM255 232V231H254ZM263 232V231H262ZM2 233V232H1ZM12 233V232H11ZM41 233V232H40ZM58 233V232H57ZM80 233H81V230L80 229H78V228H76V229H74L71 233L69 232V229H68V231L66 232V234L65 235H63V236H65V239L66 240H68V241H72V239L73 238H75V239H77V241H78V238H76L77 236H79L80 235ZM216 233H217V231H216ZM245 233H247V230H246V232ZM250 233V232H249ZM248 233V234H249ZM10 234V233H9ZM8 233H7V235H9ZM14 234V233H13ZM21 234V233H20ZM79 234V235H78ZM228 234V233H227ZM7 235H6V237H7ZM18 235V234H17ZM22 235V234H21ZM20 235V236H21ZM49 235V234H48ZM56 235V234H55ZM55 235H53V236H55ZM59 235V234H58ZM60 235H62V234H60ZM59 235V236H60ZM89 235H91V234H89ZM12 236V235H11ZM16 236V235H15ZM19 236V235H18ZM20 236H19V239H20ZM23 236V235H22ZM21 236V237H22ZM57 236V235H56ZM63 236H62V238H63ZM81 236V235H80ZM2 237V236H1ZM24 237V236H23ZM29 237V236H28ZM34 237V236H33ZM42 237V236H41ZM93 237V236H92ZM215 237V236H214ZM214 237H212V238H214ZM219 237V236H218ZM252 237V236H251ZM256 237V236H255ZM4 238V237H3ZM17 238V237H16ZM15 238V239H16ZM37 238V237H36ZM35 238V239H36ZM40 238V237H39ZM55 238V237H54ZM85 238H86V236H85ZM88 238V237H87ZM91 238V237H90ZM224 238V237H223ZM57 239H58V237H57ZM3 240V239H2ZM11 240V239H10ZM16 240H18V239H16ZM21 240V239H20ZM19 240V241H20ZM52 240H53V238H52ZM80 240V239H79ZM87 240V239H86ZM92 240V239H91ZM218 240V239H217ZM241 241L242 239H240V238H238V241ZM249 240V239H248ZM256 240V239H255ZM257 240H259V239H257ZM39 241V240H38ZM57 241V240H56ZM55 241V242H56ZM63 241V240H62ZM83 241V240H82ZM213 241V240H212ZM215 241V240H214ZM222 241V240H221ZM220 241V242H221ZM262 241H264V240H262ZM73 242H74V240H73ZM80 242V241H79ZM249 242V241H248ZM7 243V242H6ZM16 243V242H15ZM14 243V244H15ZM61 243H63V242H61ZM76 243V242H75ZM224 243H227L226 241H224L223 242V244ZM238 243V242H237ZM16 244H18V243H16ZM20 244H23L24 245V252H26L27 253V255L28 254H30V252H29V244H30V239L28 240V238H24L23 240H21V243ZM51 244H53L52 242H51ZM59 244V243H58ZM64 244V243H63ZM67 245H68V243H66ZM77 244V243H76ZM83 244V243H82ZM186 244V245H187ZM213 244H214V242H213ZM212 244V245H213ZM216 244V243H215ZM243 244V243H242ZM26 245V246H25ZM54 245H56V244H54ZM89 245H90V243H89ZM95 245H97V243L95 244ZM233 245H234V242H233ZM241 245V244H240ZM20 246V245H19ZM51 246V245H50ZM86 246V245H85ZM109 246V245H108ZM219 246V245H218ZM217 246V247H218ZM253 247V245H250V247ZM259 246H261V245H259ZM264 246V245H263ZM8 247V246H7ZM13 247V246H12ZM40 247V246H39ZM62 247V246H61ZM76 247H78V245H76ZM88 247V246H87ZM210 247V246H209ZM232 247H234V246H232ZM243 247V246H242ZM262 247V246H261ZM10 248H11V246H10ZM14 248V247H13ZM53 248V247H52ZM58 248V247H57ZM60 248V247H59ZM67 246H66V250H67ZM254 248V247H253ZM257 248V247H256ZM17 249H20V248H17ZM54 249V248H53ZM88 249V248H87ZM89 249H92V247H90ZM208 250H209V248H207ZM258 249V248H257ZM22 250V251H23ZM93 250V249H92ZM96 250V249H95ZM167 250H168V252H167ZM233 250H234V248H233ZM19 251V250H18ZM21 251V250H20ZM213 251H215V250H213ZM255 251H257V250H255ZM259 251V250H258ZM264 250H262V252H263ZM69 252V251H68ZM74 252V251H73ZM95 252V251H94ZM191 252V251H190ZM209 252H210V250H209ZM254 252V251H253ZM19 253V252H18ZM97 253H99V252H97ZM158 253V252H157ZM167 253H169V255L167 256ZM216 253V252H215ZM245 253H247V252H245ZM254 253H256V252H254ZM66 254V253H65ZM70 254V253H69ZM85 254V253H84ZM100 254V253H99ZM191 254V253H190ZM248 254V253H247ZM19 255H20V253H19ZM86 255V254H85ZM217 255V254H216ZM215 255V256H216ZM222 255H223V253H222ZM225 255V254H224ZM258 255V254H257ZM13 256V255H12ZM37 256V255H36ZM53 256V255H52ZM62 256H65V255H63V253H62ZM187 256V257H186ZM209 256V255H208ZM220 256V255H219ZM250 256H251V254H250ZM249 256V257H250ZM254 256V255H253ZM10 257V256H9ZM16 257V256H15ZM23 257V256H22ZM69 257H71V255L69 256ZM156 257V256H155ZM214 257V256H213ZM217 257V256H216ZM222 257V256H221ZM244 257H245V255H244ZM80 258V257H79ZM86 258H87V256H86ZM153 258V257H152ZM23 259V258H22ZM84 259V258H83ZM82 259V260H83ZM35 260H36V258H35ZM62 260V259H61ZM221 260V259H220ZM260 260V259H259ZM2 261V260H1ZM38 261V260H37ZM42 261V260H41ZM223 261H226V260H223ZM232 261V260H231ZM245 261V260H244ZM261 261V260H260ZM21 262V261H20ZM81 262V261H80ZM83 262V261H82ZM144 262V261H143ZM236 262V261H235ZM238 262V261H237ZM264 262V261H263ZM262 262V263H263ZM2 263V262H1ZM41 263V262H40ZM227 263H228V261H227ZM247 263V262H246ZM4 264H6V263H4ZM43 264V263H42ZM77 264V263H76ZM132 264V263H131ZM148 264V263H147ZM192 264H201V263H192ZM237 264V263H236ZM248 264V263H247ZM252 264V263H251ZM253 264H255V262L253 263ZM257 264V263H256Z\"/></svg>",
    "mask_w": 264,
    "mask_h": 264
},
{
    "label": "clouds",
    "instance_id": "clouds-1",
    "mask_svg": "<svg viewBox=\"0 0 264 264\" xmlns=\"http://www.w3.org/2000/svg\"><path fill=\"white\" fill-rule=\"evenodd\" d=\"M150 2V0H149ZM162 3H165V4H171L173 2V0H161ZM262 2H264V0H262Z\"/></svg>",
    "mask_w": 264,
    "mask_h": 264
}]
</instances>
